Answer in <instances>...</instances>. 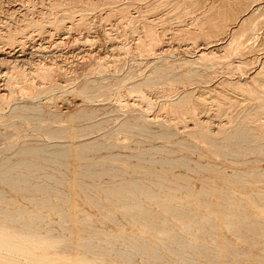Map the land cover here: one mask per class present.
I'll use <instances>...</instances> for the list:
<instances>
[{"label": "rangeland", "instance_id": "rangeland-1", "mask_svg": "<svg viewBox=\"0 0 264 264\" xmlns=\"http://www.w3.org/2000/svg\"><path fill=\"white\" fill-rule=\"evenodd\" d=\"M111 1L112 0H93V3H92V0H82V1L81 0L80 1L79 0H66V1L65 0H0V59L4 60V61L1 60L3 63L0 61L1 62L0 63V69H2V70H0V89L2 88L1 92L5 94V99L3 100V104H2V101L0 100V102H1L0 103V107H1L0 108V168L1 167L3 168L6 165L9 166V165L16 164L18 162H23V160H26L27 162L34 163L36 165L41 166L39 168L34 167L32 169L35 172L34 174H31L30 172H28L24 168H22L21 170L9 172L7 174L8 176H17L18 174L19 175L20 174L27 175L28 177L26 179L29 181V183L25 184V185L29 189L21 191V190L13 188L7 182H3L0 180V207L10 209V210L24 209L27 212L28 211L29 212L34 211L33 214H39V216H38L39 219H38V217L37 218H35L33 216L31 217L32 214H30V213L25 214V215H16L15 217L20 218V219H25V220L33 219L34 224H32V225L34 226L36 224L33 227V229L36 230V232L38 230V232H37L38 235H41L40 239L37 235L35 237L32 236L35 239L32 238L31 236L28 238H26V236H23V237L21 236L22 238L21 237L19 238V236L12 237V236H10L9 232H8V234H9L8 236L0 235V240L2 239L1 241L5 242V243L8 241L7 244H9V245L12 242L11 245H17L18 247L22 245L20 247V249L25 250L24 254L14 255L15 258H13L14 260L12 263H14V264H41V263L46 264L47 263L48 264L52 261L53 263L57 262L58 264H83L82 262H79V259H84V260H90L91 261V263H89V261L86 263V261H85L84 264L85 263L86 264H116V263L117 264H142V263L148 264L145 262H141L142 259L140 257H137L135 259V261L130 262V263L127 261H125V262L124 261L121 262L120 260L118 261V259H117L118 257L115 256V254L113 253L114 251H112L111 248L107 244H103V245L101 244V247H100L101 249L99 247L98 248L95 247V248H97V250L94 247H93V250H88L87 247L84 248V247L80 246L79 243L82 242V241H80V239H82V238L90 239V237H91V236L89 237L87 232H86V234H84L85 232H82V230H85V231H94V232H97L100 234L99 237L100 236L101 237H100V241L98 239L99 242L97 241L96 238H93L94 241L92 240V242L94 244L102 243V241H105V240L115 242L116 239H114L111 236L109 237L106 235V234H113L114 233V234H122V235H125L126 237H131V235L134 236V234H136L137 236L143 237L144 239L147 238V241H149V243L155 242V243H158L159 245L161 244L160 245L161 247H164L165 242H172V241H174V239L178 235H180V238L178 236L176 238L177 239L176 241H180V243L182 242V244H184V245L185 244H192V245H197L198 247H200L199 245L201 244L200 242H202V241L205 242V243L202 242V244L205 245L206 247H210V244H212L211 247L209 248V251H207V253L213 254V250H217V247H219L217 251H218V253H220L222 255V257H221V259L223 260L222 264L224 263V261H226V263H224V264H242V263L243 264L244 263H246V264H257V263L258 264H264V260H263L264 259V253H261L259 251V244L261 245L262 243L261 242L258 243V241H262L264 243V240H263V237H264V234H263L264 207H262V206L259 207V206H257L256 203L251 202L252 200L261 201V199L264 198V175L263 176H257L256 171H255V169H261V168L264 169V148L257 149L254 151L250 148L251 147L250 145L243 144L241 146V152L238 156H233V155H231L230 152H228L229 153V156H227L228 158L225 156L219 155L220 154L219 150L225 143L220 142L222 140V136L220 135V132L218 133V130H216L215 127H213L216 130L214 133L215 134L214 139H213L214 141H211L209 143L208 142L205 143V141L193 138L189 133L191 129H188L189 127L192 126V122H193V120L188 117L191 114H188V112L186 110H184V111H186L185 114L183 113L184 115L182 113L178 114V112H175V114H174V112L172 114L171 113L169 114L168 113L169 111L167 110L168 107L166 106V104L168 103V101L170 102V100H172L171 102H175V101H178L179 99L181 100V99L187 98V99H189L191 104L186 99L184 105L186 106L187 109H188L187 106L189 104L190 105L193 104L194 106H192V107L197 108L198 113H196V118H199L200 120H204L205 122L207 120H209V122L210 121L214 122L213 125L217 124L218 127H219V125H222L221 123H223V125H225L227 123L226 121L230 120V118H229L230 116L232 118L234 117V120H232V118H231V120L233 122L235 121V118L237 121V122L235 121L236 123H238V120L241 122L244 119V116L247 115L250 111V113L252 112L251 114L255 120L252 119L254 121L252 123V120L250 119L252 117L249 118V115H247V117L245 116V121L248 122V120H250L251 122L249 121L248 127L254 128L255 133L258 136H261L260 134H262V131L259 129V125L257 126V122H258V124L264 123V121L262 122V120H264L263 119L264 118L263 117L264 116V110H263V108H260L264 104V103H262V100L264 101V96H262V95H264V88H263L264 82L261 83L262 79L264 81V77L262 76L263 77L262 78L261 75L258 77V75H256L257 74L256 71H259L262 69V67H264V64H263V62H264L263 58L264 57H262V55L264 56V49H261V48H264L263 47V44H264V34H263L264 33V25H263L264 24V17H262L260 19V21H262V22H260V21L258 22L259 23L258 26L260 25L257 28V29H259L258 32L256 31L257 29H255L254 31H251V33L250 32L248 33V35L246 36L247 38L244 37V39H248V37H250L251 41L249 40L248 44L250 46L252 45L253 47L249 46V47L243 49L245 52L243 50H242V52H240L241 57L239 55V52H237V53L233 52L235 55L230 53L231 56L230 55L229 56L231 58L230 59L231 62L228 61L229 58L227 60L225 59V62L228 64H226L224 62V60L223 61L221 60L220 62L216 60L217 63L219 62V64H216V62L214 61L215 59H212L213 62H210L211 61L210 58L205 57L202 59V57L200 56V51L202 50L203 47L209 48L210 46H212V44H216V42H214V41H217L219 39L222 40L224 37H225L224 39L226 40V38L230 36L229 33H228L229 36L226 35L227 31H226V34L222 33V34L226 35V36L223 35L224 37L222 36V34L219 36L213 37L210 33H209L210 36L207 33V32H210L209 30H207V29H209L208 25L211 22L210 20H212L216 17L214 13L212 14V12L206 11L207 9L209 10V7L207 5H210L213 0H208L209 3L207 0H204L205 3L203 0H200L201 2L199 0L198 1L197 0H161V2H160V0H158V1L157 0L156 1L155 0H139V1L138 0H121V1L120 0H113V2H111ZM182 1L183 2L185 1V3H183ZM191 1H193V2L190 4L189 2H191ZM72 2H73V4H72ZM158 2H160V3H158ZM178 2H180V3L182 2L186 6V8L184 6H182L183 5L182 3H181L182 5H181ZM109 3H110V5H109ZM153 3H154L155 8H153ZM194 3H196V5ZM202 3H204V4L208 3L206 5V8H204L205 5ZM67 4H69V5H67ZM156 4H157V6H156ZM177 4H178V6H177ZM198 4H200V5H198ZM179 5L182 7H180ZM73 6H74V8H73ZM95 6H97V7L95 8ZM162 6L164 7V9ZM199 6H201L200 9L197 8ZM99 7H100V9H99ZM107 7H109V8H107ZM127 7L128 8L130 7V8L128 9ZM144 7H147L151 10L144 8ZM172 8H173V10H172ZM184 8H185V10H184ZM190 8H192V9H190ZM109 9H111V10H109ZM158 9H160L161 11ZM254 9H256V7ZM144 10H145V12L146 11L148 13L151 12L152 14H148L146 12V14H147L146 15V14H144ZM175 10H177V11H175ZM187 10H189L190 12ZM193 10H195V11H193ZM111 11H112V13H111ZM141 11H143V12H141ZM174 11H175V14H174ZM186 11H187V15H185ZM113 12H115L114 13L115 17L113 15ZM100 13H101V15H100ZM108 13L110 15H108ZM129 13H130V15H129ZM204 13H206V14H204ZM95 15H97V16H95ZM183 15H185L186 17ZM206 15H208V17ZM210 15H214L215 17L212 16L213 17L212 18ZM146 16L149 18H147ZM187 16H188V18H187ZM202 16H203V18L207 17V20L209 19L208 20L209 23L207 22L206 19L203 20ZM141 17H143V18H141ZM151 17H152L153 21L151 20ZM199 17L202 18L201 19L202 21L198 20ZM232 17L233 16H231L229 18V21H228L229 23L231 22L230 24H232V22L234 21ZM110 18L111 19L113 18V19L110 21ZM145 18H147V19H145ZM171 18L174 19L175 21L174 20L169 21V20H171ZM133 19H134V22H133ZM176 19H178L179 21ZM108 20H109V23H108ZM158 20H160V21L162 20L161 21L162 23ZM196 20L198 22H196ZM90 21H91V23H90ZM155 21H158L159 23H157ZM71 22L72 23L74 22L73 23L74 25L72 24V26H71L70 25ZM87 22H89L90 24H86ZM145 22H146V24H145ZM152 22H153V25L151 24ZM201 22H203V26L202 25L200 26ZM95 23H96V25H95ZM177 23L179 25H177ZM193 23L194 24L196 23L195 25H197V26L199 25L198 28H197V26L193 27ZM261 23H263L262 24L263 27H261L262 26ZM140 24L141 25L142 24L143 25H147V24L150 25L151 24L150 26L154 28V30L157 32V34L159 33L158 35H161L159 37L161 39H163L162 45H164V47L166 49H169V50L168 51L165 50V48L162 46L164 51L160 54H159V52H161V51H157L158 52L157 54H159V55H157V54L155 55V53H153V55H152V53L146 55L147 52L144 51L143 52V54L145 53L144 56H143L142 52L141 53H134L133 52L134 55L131 53L132 51L129 52L128 47H130V45L132 46L134 44V42L138 39V36L141 35L140 29H138L140 27ZM157 24H159V25H157ZM174 25H176V27ZM180 25H182V26H180ZM189 25L192 27H190ZM204 25L205 26L207 25L208 27H204ZM61 26H63V27H61ZM75 26L78 28H75ZM124 26H126V27H124ZM184 26L186 29H184ZM54 27L57 29H55ZM127 27L130 29H128ZM132 27H133V31L131 30ZM202 27L204 29H202ZM105 28H109V29H105ZM188 28H189V30H188ZM78 29H80V30H78ZM112 29H114V30H112ZM200 29H202L201 32H199ZM203 30H205L207 34L203 33L202 35H200L203 32ZM109 31H111L113 34L110 33ZM135 32H136V35H135ZM166 32L167 33L169 32V33L167 34ZM176 32H177V34H175ZM187 32H189V34ZM191 32L193 33V35ZM194 32L195 33L197 32L196 33L197 35ZM114 33H115V35H114ZM184 33H186V34L184 35ZM204 34L206 35V37L204 36ZM249 34H251V35L253 34L254 36L253 35L251 36ZM194 35H195V37H194ZM198 35H200V38H201L200 42H199V36ZM207 35H208V37L211 38L209 41H208ZM115 36H117V37H115ZM162 36H164V37H162ZM173 36H175V37H173ZM192 36H193V38H192ZM196 36L198 37V40L196 39L197 38ZM11 37H13V38L11 39ZM111 37L115 40L113 41V39ZM171 37L173 40L171 39ZM217 37L219 39H217ZM254 37L256 38V40ZM87 38L90 39L91 41L90 42L86 41ZM164 38H165V40H164ZM179 38H181V39L178 40ZM194 38H195V40H194ZM214 38H215V40H214ZM261 38H262V40H261ZM21 39H23L22 43L18 42V40L21 41ZM204 39L210 43H208L207 41L204 42ZM11 40H12V42H10ZM59 40L60 41L62 40V41L60 42ZM120 40H121V42H120ZM196 40L198 41V43L195 42ZM201 40H203V41H201ZM212 40H214V41L212 42ZM54 41H55V43H54ZM57 41L60 45H58ZM172 41H173V43H172ZM190 41L193 43L194 42L197 43L196 46H195V43L193 44ZM117 42L118 43L120 42V43L118 44ZM179 42H180V44H179ZM183 42H185V43H183ZM252 42H253V44H252ZM260 42H261V44H260ZM11 43H14V44H11ZM23 43H25V44H23ZM39 43H41V44H39ZM72 43H73V46H72ZM74 43H75V45H74ZM92 43H94V44H92ZM202 43L204 44V46ZM207 43L209 44V47H208ZM254 43H255V46H254ZM201 44H202V46H201ZM21 45H25V47H22ZM40 45H41V47H40ZM125 45L127 46L128 49H126ZM21 47H22V49H21ZM122 47H124V48H122ZM170 47H172V48L170 49ZM258 47H259V49H258ZM4 48H5V50H4ZM9 48H10V51H9ZM256 48H257V50L255 51ZM36 49H38V50H36ZM112 49H114V50H112ZM125 49L128 51H126ZM21 50L25 53L24 57H22V56L18 57L20 52H21V54H23V52ZM219 50H217V52ZM249 50H251V52ZM117 51L120 53H118ZM165 51H166V53H165ZM6 52H7V54H6ZM12 52H14V54ZM185 52H187V53H185ZM248 52H250V53H248ZM260 52L262 55L260 54L258 56V54ZM123 53L126 55H124ZM10 54H11V56H10ZM140 54L142 55V58H141ZM249 54L250 55L254 54V55H252L253 57L252 56L250 57ZM7 55H9V56H7ZM50 55H51V57H50ZM148 55L151 57H149ZM243 55H245L244 56L245 58L243 57ZM255 55L257 57L254 60L253 58H255ZM31 56H33V57H31ZM198 57H200V58H198ZM11 58H12V60H11ZM15 58L18 60L19 59H25L26 62L24 61V64L21 63L20 65H21V69L24 68L26 70V72L29 71L30 68H33V66H34L33 64H36V62H37V64L34 67H36L37 65L45 64V63L48 65H51V66L54 65V67H56L57 64H59L62 67L64 66L63 69L65 71L63 70V73L68 72L66 74L68 76L63 74V75H65V78H67V77L68 78L65 81V78L62 75L61 76L62 78H58L59 80L57 79V77H53L50 80L45 79V80H43V82H41L40 80H42V79H40V80H37V83H36L38 85V86L36 85L38 88H36V86L35 87L33 86L34 87L33 90L36 89L35 92H37V93L33 92L31 94V96L30 95H24L23 93L20 94L21 93L19 91L20 89H18L17 86L16 87L15 86L10 87L12 89L11 90L6 85L7 80H8V74L13 75L15 72L13 71L14 72L13 73L12 70H16L17 68H19V67H17V68L15 67L16 64L13 62V59L16 60ZM114 58H115V60H114ZM246 58L248 61L250 60V62L245 60ZM98 59H99V61H98ZM197 59H199V60H197ZM200 59H202L203 61ZM207 59H210V60H207ZM252 59H253V61H252ZM184 60H185V62H183ZM186 60H189L190 62L189 61L186 62ZM205 60L210 63V64L207 63V65H209L208 69L206 66L204 67V64L206 65V63H204ZM85 61H86V63H85ZM193 61H195V62H193ZM242 61L244 62V64H247V62H248V64L246 65L248 69L246 68V66L244 64L239 63ZM51 62H54L55 64H53ZM88 62H89V64H88ZM198 62H199V65H198ZM200 62L202 63L201 65H200ZM222 62H223V64H222ZM232 62L233 63L235 62L233 65H237V63L239 65L241 64V67H243V65H244L246 70L244 67L238 68L239 70H237L235 67H234L235 69H233V67L229 66ZM105 63H106V65H105ZM114 63L116 64L115 65L116 67L114 66ZM186 63H192V64H190V65L188 64V66H187ZM211 63H213V64H211ZM24 65L26 68L24 67ZM72 65H74V66L72 67ZM82 65H84V66H82ZM108 65H112L113 67L110 66V68H109ZM77 66L79 67V69L77 68ZM158 66L163 67V68L166 67L165 68L166 69V77H165L166 79L163 78V81H162V78L160 79L158 76H156L155 72H157ZM170 66L173 67L174 69L170 68ZM210 66H211V68H210ZM218 66H221V68ZM227 66H228V68L226 69ZM103 67L105 68V70L103 69ZM229 67L232 70H234V71L237 70V71L236 72L230 71ZM27 68H29V70H27ZM190 68H191V70H189ZM192 68H194V69H192ZM73 69H75V70L73 71ZM97 69H98V71H101V72H99L100 74L98 72L95 73ZM106 69H108V70H106ZM169 69H171V70H169ZM10 70H11V72H10ZM216 70H217V72H216ZM5 71H9L8 74H6L7 72H5ZM242 71H243V73H242ZM2 72H5L6 76ZM80 72H82V73H80ZM192 72L193 73L195 72V75H193ZM213 72H216L214 74H216L217 76H215V75L213 76ZM223 72H225V73H223ZM151 73H152V75H151ZM183 73H184V76L182 75ZM203 73L205 75H202ZM239 73H241L240 74L241 76H243V74H245L244 76L246 78L248 77L249 80L246 79L244 76L241 77L239 75ZM2 74H4V75H2ZM187 74L189 76H186ZM199 74H201L202 76ZM72 75H74V76L76 75L78 77H76V76L73 77ZM179 75L182 76L181 79L175 80L174 78H176ZM254 76L257 79L260 77L262 79L257 80L256 78H254ZM167 77H168V79H167ZM172 77H173V79H172ZM183 77H185V79H187V80L183 79ZM54 78H55V81H57V82L59 81L58 83L60 85L57 82L56 83L54 82V80H53ZM231 78H233V79H231ZM60 79H62V80H60ZM75 79H76V81H75ZM149 79H151L150 80L151 82H149ZM46 80H47V83H46ZM73 80L75 82H73ZM154 80H156L157 83ZM225 80H229V81L225 82ZM242 80L245 81V87L248 86L247 88H245V90L243 88L244 83ZM38 81H40V82L38 83ZM64 81H65V83H64ZM223 81H224V84H223ZM249 81H250V83L257 82V85H255L254 83L249 84ZM84 82L85 83L87 82L88 84H90V86L97 85V83L99 85L100 84L103 85V87L95 88L94 90H90L89 92L94 93V94H98V93L103 92L104 94L101 96L97 95V96H95L96 98L92 97L90 99L85 97V95L83 93H80L77 90L78 85L85 84ZM188 82H190V83H188ZM237 82L239 84L241 82L242 85L236 87V85L234 83L239 85ZM44 83H46V84H44ZM139 83L140 84L142 83L140 85L141 90H143L142 92L145 94V96H147L146 97L147 100L152 101V102L150 101V104L145 99L147 101V104H146V101L142 97L141 98H142V101L144 100V103L141 100L137 101V99H140V97H138L137 93L136 94L133 93L132 89L135 87V85L138 86ZM227 83L228 84L232 83L233 89H232V87H230L231 85H228ZM41 84H42V86L45 85L43 87V91H41L42 87L40 88ZM54 84H56V85L58 84V85H57V87L55 86L56 88L53 87L54 89H52V85H54ZM233 84L235 87L233 86ZM261 84L263 87L261 86ZM47 85H49V86H47ZM147 85H149V86H147ZM46 86L50 89V92L47 91L49 89H47ZM131 86L132 87L134 86V87L132 88ZM223 86H225V87H223ZM189 87L190 88L192 87V88L190 89ZM249 87L254 88V89L258 88L257 90L255 89L256 92H258V90H260V94H259V92L254 93V94H256L257 96H258V94H259V96L261 95L262 97L261 96L260 97L262 99L261 98L256 99L257 96L253 95V97H255L254 100L256 99L260 103H258L257 101H252L253 99L251 97H252L253 93H251V96H250V92L248 90V89H250ZM211 88L213 90H210ZM240 88H242V89L240 90ZM134 89H137V88H134ZM159 90H161V91H159ZM243 90L245 91V93H243ZM218 92H220V93H218ZM131 93L133 95H131ZM216 93H218V95L220 97L217 96ZM246 93L247 94L249 93V94L247 95ZM35 94H37L39 97L38 96L36 97ZM243 94H244V96H243ZM8 95H9V98H8ZM32 95L35 96V98H33ZM221 95H223V96H221ZM19 96H21L22 98ZM28 96H30V97H28ZM247 96H250V97L247 98ZM227 97H228V99H227ZM68 98H71V100ZM249 98H250V101H249ZM66 99H68V100H66ZM200 99H203V101ZM229 99L231 101L232 100L237 101V102H235L236 104L234 102L228 103ZM34 100H36V101H34ZM62 100H64L65 102ZM115 100H118V101H115ZM119 100H121V101H119ZM212 100L216 101V102L218 101L217 102L218 104L216 102H213ZM133 101H135V102H133ZM231 101H229V102H231ZM57 102H58V106H56ZM75 102H76V105L74 104ZM138 102L142 105L141 109L145 105H148V104L149 105H148V107L145 106V108H146L145 111H144V109L139 110L138 107L140 108L141 105ZM207 102L209 103V105ZM80 103H82V105ZM203 103H205V104H203ZM61 104H63V105H61ZM68 104L70 105V107ZM125 104L127 105V107L125 106ZM260 104H261V106H260ZM24 105H25V108H24ZM71 105H73V106H71ZM128 105H131L132 108L129 107ZM134 105H136V106L140 105V106L136 107ZM219 105L221 106V108L218 107ZM229 106H231V107H229ZM236 107H238V108L236 109ZM60 108H61V110H60ZM75 108H78V109H75ZM129 108H131V109H129ZM133 108L134 109L136 108L137 110L136 109L134 110ZM231 108H232V111L229 110ZM81 110L83 112L87 111L86 113L88 114V116L84 117V118L81 116L79 118H70L69 116L67 117V115H66L67 113H68V115H69V113L70 114H72V113L77 114ZM160 111H162V112H160ZM217 111H219V112H217ZM255 111L256 112L258 111L257 114ZM143 112H145V113H143ZM163 112H165V113H163ZM239 113L240 114L242 113L241 115H239L240 118H239V116L236 115ZM253 113L255 115H253ZM165 114H166V116L167 115L168 116L166 117ZM176 114H178V115H176ZM223 114H224V117L227 115V117H225V118H229V119H225L223 117ZM141 115H142V117H141ZM181 115H182V117H181ZM185 115H186V117H183ZM256 115H258V116H256ZM131 116L134 119H132ZM147 116H149V117H147ZM208 116H209V118H208ZM259 116H262L263 118L262 117L260 118ZM257 117L260 120L256 119ZM166 118H168V119H166ZM176 118H177V120H176ZM205 118H206V120H205ZM222 118L225 119V120H223V122H222ZM142 119H144V120H142ZM147 119H149V120L155 119V120H153L154 122L151 121L152 123H150V121ZM169 119H171V120H169ZM190 119L192 120V122ZM256 120H259L260 123H259V121L256 122ZM165 121H167V122H165ZM174 121H176V122H174ZM182 121H184V123ZM162 122L164 123V125ZM188 122H191V123H188ZM211 122L209 124H212ZM176 123H178V124L174 125ZM182 123L185 126H186V123H188L187 126H189V127L186 126V129H185L186 132L181 131V129L183 130L185 128V127L183 128L184 125ZM254 123L256 124V127L254 126ZM135 124L142 125L143 128L140 129V128L136 127ZM179 124H181V126L182 125L183 126L181 127V126H179ZM213 125H211V126H213ZM174 127H176V128H174ZM73 128H75L76 130ZM257 128L260 131L257 130ZM71 129H73V130L71 131ZM179 131H181L182 133ZM70 132H72V134H73L72 136H71ZM216 133H218V134H216ZM173 134H175V135H173ZM110 136H112V137H110ZM119 141L120 142L122 141L124 143L122 144V142L120 143ZM79 143L80 144L85 143L89 147H90V145L92 146L90 149H87L84 152V158L83 159L79 158L77 155H73V152H78L76 146ZM113 143L114 144L118 143L117 144L118 146L114 145ZM261 143L264 145V140H262ZM69 148H71V149L74 148V150L72 149L73 151H72V153H70L71 155L69 154V155H66L65 157H63V156L61 157L59 155H53L50 153V152L53 153V152H58V151H63V150H70L71 151V149H69ZM151 148H154V149H151ZM209 148L211 149L210 151H209ZM35 149H40L43 152H41L40 150H37L36 152H31V150L33 151ZM141 149H146V150L151 149V151H146V152H148V154L144 158V160H139V159L134 157V158L129 159V161L127 162L128 164L127 163L126 164L125 163L119 164V163H113L109 159V156L119 154L122 156V160H126V156L139 154ZM238 149H240V148H238ZM212 150H214V151H212ZM260 150H262V151L260 152ZM211 151L213 153H210ZM182 158H184L185 161ZM150 159L154 160L155 162L156 161H158V162L155 164L150 163V162H148ZM167 159L175 160V161H172L170 163H164V164L160 163L161 161H164ZM180 159H182L183 164H182V161ZM184 162H185V164H187V167H184ZM234 162H236V163H234ZM87 164L90 165V169L93 172V174L89 175V174L84 173L86 171ZM129 164H140L144 167H133L132 168L129 166ZM202 166H204V167L202 168ZM216 166H218V167H216ZM114 167H120L122 169V172H119L115 175L108 174V172L109 173L112 172ZM128 167H130V168H128ZM149 167L151 169H147ZM210 167L212 168L211 171L208 170V169H211ZM213 169H221L224 173L226 171L227 174H233V171L235 172L238 169L250 170V174H248V173H246L245 175L242 174L245 177V179L248 181V183H246V184L240 183V185H242V186H240L237 183H235L236 182L235 178H230L229 180H227L229 182V184L227 185L222 180V178L218 176V173L216 171H214ZM3 170H5V168H3ZM134 170H139V172H134ZM76 172H81V174L78 175V174H76ZM144 172H159V175H154V174L149 175V174H145ZM174 176H181L182 178H184V180H175ZM77 179L82 181L83 185L77 183L76 182ZM130 180H141V181H143L145 184L143 190L151 191L159 197V199H157L156 201H153V198H149L146 195L137 193L138 197L143 199L144 202L146 203V204L144 203V205L146 206L145 208H147V205L148 206L151 205V207H153V209L151 207L150 208L153 211L158 212V213H156L157 215L160 214L163 216V217L160 215H158L159 217L155 216L156 217L155 221L156 220L158 221L157 218H161V220L159 219L160 221H158V222H162V224L165 226L164 228H165V231L167 233L164 231L159 232V230H155L154 228H152L150 226L143 225L142 220H141V223L138 224L137 223L138 221H136V219L134 220L133 217H131V214L129 215V212L131 211L130 208L126 209L123 205H120V204L115 205L108 200L109 194L111 193L109 189H111L113 187V185L119 186L122 181H130ZM148 180L158 182L160 185H158V186L153 185V184L147 182ZM171 181H175V182H171ZM203 181H206V183H204ZM214 181L217 184L216 188L211 187V185L209 183V182H214ZM127 184H129V183H127ZM186 186H189L190 188H186ZM203 189L208 190L209 193H213V194L216 192H222V193H227L231 196L237 195V196H234L235 201H239V200L246 201L247 203L241 202L239 206H234V208L228 207L229 205H226V206L228 207L227 209H234V210L237 209L238 211H241L244 209L243 211H241L242 212L241 215H239V216L237 215L238 216L237 218L239 219V221H244L243 217H245V219L250 218V220L252 219V221H251L252 223L249 220L247 225H245V226L236 225V229H234V228L233 229L235 231L237 230L238 232H235V231L231 232V230H230L231 226L225 224L226 223L225 219L230 218V217L232 219V217L234 215L229 213L228 210H226L227 213H226V211L224 212V209H222V208H218L219 210L217 208H214L216 210H211V208H208V207L206 208L205 206H201L203 201H217V202L222 203V201L218 199L217 195H210L209 194L206 196H202V194L204 192ZM165 198L166 199H173V206H175V208L176 207L179 208L178 210L181 213L183 212V210H182L183 208L184 209H185V207L187 208L185 210H187L190 214L189 213H188L189 215L186 214L185 212H187V211L183 212V214L184 215L186 214V216H187V217L185 216V220H184L183 214L181 215L180 212L179 213L177 212V213L180 214L181 218L177 217L179 215L175 216L174 218L172 217V215L173 214L175 215L176 211H178V210H176L174 208H173V210H171L172 207H170V208L168 207L169 209L166 210L160 206L161 204H159V202L164 200ZM252 198H255V199H252ZM40 199H46L47 201H49V204L51 205L52 208L43 207L42 206L43 204L40 201ZM4 200L6 201V203L1 202ZM174 200H177V201L174 202ZM99 203L103 204V206L102 205L100 207H99V205L97 206V204H99ZM191 205H193V206H191ZM54 206H58L60 208H57V209L54 208L53 209ZM183 206H185V207H183ZM189 208H191V210ZM238 208L239 209L241 208V209L239 210ZM59 209H61L62 211H66V213L72 214L73 218H71L67 221L64 220L62 218V216H64V215L60 214L61 210H59ZM129 209H130V211H128ZM220 209H221V211H220ZM217 210H218V212H217L218 214L216 215ZM191 211L193 213L196 212L195 213L196 216H195V214L191 215L192 214ZM210 211L213 213H211ZM223 213L224 214L226 213V214L224 215ZM156 214L154 213V215H156ZM198 214H201V215H198ZM212 214H214V216ZM221 214H222V217H224L225 219L224 218L222 219L219 217V216H221ZM22 216H23V218H22ZM189 216H191L192 218L190 219ZM194 216L197 217L198 219H195ZM203 216H205V217L208 216L207 218H209V216H211L210 218L214 222H211V223L208 222L209 219L207 221V219L206 218L204 219ZM216 216L219 217L220 219H218ZM162 218H164V219H162ZM186 218L191 222H189ZM40 219H41L40 222L42 224H40V222H37ZM180 219H182V220L180 221ZM234 219H236V218H234ZM81 220H87V221L90 220L89 221L90 223L88 222L89 224H87V223L84 224ZM192 220H194L193 223L195 221H197V222H195L196 225L198 224L197 228H196L195 224L192 223ZM168 221H170V222L168 223ZM185 221L187 223V224L185 223L186 226L184 225ZM253 221H258L259 223H263V225L254 224L255 225V227H254ZM189 223L191 225L193 224L192 228H194V231L186 228V227L191 228V225ZM206 223H207V227H206ZM224 224L228 227H225ZM250 224H251V227H250ZM40 225H41V227H40ZM199 225L201 227H198ZM16 226L21 227L19 224H17ZM37 226L41 228L42 232L39 231L40 228L36 229ZM46 226H48V227H46ZM64 226L71 228V230H69V229L65 230V228H62ZM175 226H178L179 228L175 227ZM208 226H210V227H208ZM218 227H219V229H218ZM48 228H51V229L53 228L51 231V234L53 235V237L55 236L54 238H58V239H52V237H50L51 242L54 241V243H57L59 241L60 243L59 242L58 243L60 245L62 244L61 246L64 247V245H65V249L67 247H71L72 249L67 248L65 250L64 248L60 249L59 247H55L56 249H59V250L58 251L55 249L53 250V246L50 245V243H51L50 239L47 238V239H49V240H47V239H45L46 237L45 238L42 237L46 234V232H47L46 230H48ZM201 228L203 229L202 231H200ZM208 228L209 229L211 228V229H213V231H216V232L213 233V231L211 229L209 230ZM220 228H221V230H220ZM197 229H200V230H197ZM205 229H207V230H205ZM53 230H54V232H53ZM174 230L176 231V234L174 233V235L176 237L174 235L172 237H170L168 235V233L170 231H174ZM195 230H197V232ZM247 230L249 232H247ZM252 230L254 232H252ZM55 231L58 232L59 235H58V233H55ZM180 231H182V232L184 231V232L181 233ZM186 231H187V233H186ZM200 232L205 236V237L204 236L201 237L202 241L200 240L201 238L199 237V236H201ZM207 232H211L214 236H212V234L207 233ZM244 232H246V236H245ZM194 233L198 236H194L195 235ZM259 233H260V235H259ZM223 234H224L225 239H226V240H223L225 242V243L223 242L224 244H226V241H227L235 249H237L238 247H240V249H237L236 252L233 250L230 252L229 250H225V249H224V251H225L224 252L222 249H220L221 246H219V245L222 242L220 244H218L217 243L218 240H216V239H219V238H216V237H220V235H221V237L224 238ZM167 235L169 237H167ZM206 235L208 236V238ZM59 236H61V239H63V241L59 238ZM63 236L65 238H63ZM192 236H194V237H192ZM209 236L211 238H209ZM233 236H235V238ZM254 236L257 238H254ZM6 237L7 238L10 237V238L7 239ZM24 237L27 240L26 239L21 240ZM173 237H175V238H173ZM11 238H12V240H11ZM13 238L15 239V241L13 240ZM68 238L71 240H69ZM159 238H162V240H160ZM170 238H172L173 240ZM195 238H197V239H195ZM212 238H213V240H212ZM184 239H187L188 241L187 240L184 241ZM210 239L212 241H209ZM241 239H242V241H241ZM249 239L252 241H250ZM39 240L41 241L40 244H39V242H40ZM65 240H68V241H65ZM196 240H198V241L200 240V241L198 242ZM44 241H46V242H44ZM64 241H65V243H62ZM190 241H192V243ZM213 241H215V242H213ZM254 241H256V242H254ZM13 242H17V243L14 244ZM44 243L48 246L43 245ZM68 243H69V245H68ZM223 243H222V245H223ZM251 243H253L254 245ZM119 244H121V243H119ZM23 245H25V246L23 247ZM55 245L59 246L58 244H55ZM79 246L81 247V249L78 248ZM43 248H44V250L46 249L47 252L41 251V250H43ZM174 248L177 250H181V249H179V245H177V243H176V247H175V243H174ZM180 248H182V247H180ZM94 249L96 252L94 251ZM255 249H256V251H255ZM99 250H103V251H99ZM199 250L202 252L205 251L204 249H199ZM210 250H212V251H210ZM246 250H247V253H249V254L244 252ZM14 251L15 250L12 247L7 248V249H3V252H7V253H13ZM55 251H56V253H55ZM88 251H90V253H88ZM168 252L169 251H167V250L161 251V253L165 256V260L163 261V263L162 262H160V263H162V264H176L174 262L168 261L169 257L176 259L178 261H181V260H179L180 259L179 256L175 255L174 252H170V253H168ZM191 252L192 251L188 250L187 252H183V253L181 252V254L185 255L186 253H189L190 255L194 256L195 252L194 253L192 252L193 254ZM232 252H234L235 254H233ZM57 253L59 255H56ZM94 253H96V254L94 255ZM78 254H79V257L81 256L80 258L76 257ZM101 254H103L104 256ZM168 254H170V255H168ZM254 254L257 256H255ZM74 255H76V256H74ZM173 255H174V257H173ZM41 256H45V257L41 259V258H39ZM58 256H62V258L58 257ZM224 256H225V258H224ZM8 258H10V257H8ZM145 258H148V257H145ZM226 258H228V259H226ZM231 258H232V260H231ZM194 259L195 260L198 259V261L204 262V264H209V262L211 264H215L213 262L216 259V256H209V257H203V258L199 257V256H197V257L195 256ZM44 260L45 261L47 260V262H45ZM99 260H101V261H99ZM104 260H105V262H104ZM204 260H206V261H204ZM0 261L2 262L1 259H0ZM4 264H9V263L4 262ZM181 264H184V262H181Z\"/></svg>", "mask_w": 264, "mask_h": 264}, {"label": "bare ground", "instance_id": "bare-ground-1", "mask_svg": "<svg viewBox=\"0 0 264 264\" xmlns=\"http://www.w3.org/2000/svg\"><path fill=\"white\" fill-rule=\"evenodd\" d=\"M66 1V0H65ZM80 1V0H79ZM82 1V0H81ZM121 1V0H120ZM139 1V0H138ZM156 1V0H155ZM158 1V0H157ZM198 1V0H197ZM200 1V0H199ZM204 1V0H203ZM202 1V2H203ZM208 1V0H207ZM111 2H113V0L111 1ZM133 2V1H132ZM151 2V1H150ZM149 2V3H150ZM160 2H161V0H160ZM160 2H158V3H160ZM163 2V1H162ZM174 2V1H173ZM183 2V1H182ZM181 2V3H182ZM188 2V1H187ZM193 1H191V2H189L190 4L192 3ZM201 2V1H200ZM199 2V3H200ZM211 2V1H210ZM68 3V2H67ZM76 3V2H75ZM78 3V2H77ZM81 3V2H80ZM92 3H93V0H92ZM97 3V2H96ZM95 3V4H96ZM100 3V2H99ZM155 3V2H154ZM154 3H153V8H155L154 7ZM179 4H181L180 2H178ZM183 3H185V1L183 2ZM182 3V4H183ZM204 3H205V1H204ZM204 3H202V4H204ZM208 3H209V1H208ZM207 3V4H208ZM72 4H73V2H72ZM121 4V3H120ZM164 4V3H163ZM166 4V3H165ZM168 4V3H167ZM181 4V5H182ZM187 4V3H186ZM195 5H196V3H194ZM201 4V3H200ZM200 4H198V5H200ZM207 4H204L203 6H204V8H206V5ZM264 0H213L212 1V3L210 4V5H207L208 7H209V10L207 9L206 11H208V12H212V14L214 13L215 14V16L214 15H210L211 17L212 16H214L215 18L214 19H212V20H210L211 22H210V24L208 25L207 23V25L209 26H205L204 25V27H208L209 29H207V30H209L210 32H207L208 33V35H209V33L213 36V37H216V36H219V35H221L222 33H225L226 34V31H227V34L226 35H228V33H229V37H227L226 38V40L224 39L225 37L224 36H226V35H224V34H222V36L224 37L222 40H220L218 37H217V39H219V40H217V41H214L215 40V38H214V40H212V42L214 41V42H216V44H212V46H210L209 47V44L208 43H210V42H208L211 38L210 37H208V35H207V38H208V41L207 40H205L204 39V42L205 41H207L208 43V47L209 48H202L201 46H202V44H201V48H202V50L200 51V56L202 57V59L203 58H210L211 59V61L210 62H213L212 61V59H215L214 61L216 62V64H219V62L222 60H224V62H225V59L227 60L228 58V61H230V53L231 54H233V55H235L234 53L236 52H239V55H240V52H242V50L243 49H245V48H247V47H249L250 45L248 44V42H249V40H250V37H248V39H244V37H246L247 35H248V33L250 32L251 33V31H254L255 29H257L259 26H258V22L260 21V19L262 18V17H264ZM67 5H69V4H67ZM86 5V4H85ZM94 5V4H93ZM101 5V4H100ZM104 5V4H103ZM109 5H110V3H109ZM108 5V6H109ZM161 5V4H160ZM175 5V4H174ZM194 5V6H195ZM133 6V5H132ZM147 6V5H146ZM152 6V5H151ZM156 6H157V4H156ZM166 6V5H165ZM173 6V5H172ZM171 6V7H172ZM177 6H178V4H177ZM180 6V5H179ZM182 6H184L185 8H186V6L183 4ZM182 6H180V7H182ZM76 7V6H75ZM87 7V6H86ZM97 6H95V8H96ZM148 7V6H147ZM147 7H144V8H147ZM163 7V6H162ZM207 7V8H208ZM256 7V9H254V8ZM73 8H74V6H73ZM107 8H109V7H107ZM128 8V7H127ZM130 8V7H129ZM128 8V9H129ZM151 8V7H150ZM166 8V7H165ZM170 8V7H169ZM185 8H184V10H185ZM196 8V7H195ZM198 9H200L201 8V6H199V7H197ZM196 8V9H197ZM86 9V8H85ZM99 9H100V7H99ZM103 9V8H102ZM113 9V8H112ZM143 9V8H142ZM147 9H149V8H147ZM146 9V10H147ZM163 9H164V7H163ZM180 9V8H179ZM190 9H192V8H190ZM197 9V10H198ZM108 10V9H107ZM109 10H111V9H109ZM119 10V9H118ZM123 10V9H122ZM149 10H151V9H149ZM156 10V9H155ZM158 10H160V9H158ZM172 10H173V8H172ZM171 10V11H172ZM181 10V9H180ZM204 10V9H203ZM68 11V10H67ZM106 11V10H105ZM113 11V10H112ZM112 11H111V13H112ZM121 11V10H120ZM161 11V10H160ZM166 11V10H165ZM175 11H177V10H175ZM175 11H174V14H175ZM187 11H189V10H187ZM187 11H186V14L185 15H187ZM193 11H195V10H193ZM101 12V11H100ZM137 12V11H136ZM141 12H143V11H141ZM147 12V11H146ZM146 12H145V10H144V14H146ZM159 12V11H158ZM157 12V13H158ZM183 12V11H182ZM185 12V11H184ZM190 12V11H189ZM199 12V11H198ZM205 12V11H204ZM207 12V13H208ZM114 13L115 12H113V15H114ZM148 13V12H147ZM155 13V12H154ZM178 13V12H177ZM194 13V12H193ZM86 14V13H85ZM91 14V13H90ZM107 14V13H106ZM121 14V13H120ZM142 14V13H141ZM148 14H152L151 12L150 13H148ZM168 14V13H167ZM189 14V13H188ZM204 14H206V13H204ZM210 14V13H209ZM208 14V15H209ZM94 15V14H93ZM100 15H101V13H100ZM108 15H110L109 13H108ZM123 15V14H122ZM126 15V14H125ZM129 15H130V13H129ZM143 15V14H142ZM141 15V16H142ZM147 15V14H146ZM170 15V14H169ZM185 15H183V16H185ZM190 15V14H189ZM208 15H206L207 17H208ZM51 16V15H50ZM95 16H97V15H95ZM152 16V15H151ZM158 16V15H157ZM168 16V15H167ZM200 16V15H199ZM231 16H233L232 18H233V22H232V24H230L228 21H229V18L231 17ZM87 17V16H86ZM105 17V16H104ZM114 17H115V15H114ZM128 17V16H127ZM130 17V16H129ZM135 17V16H134ZM147 17V16H146ZM163 17V16H162ZM186 17V16H185ZM207 17L205 18H203V16H202V18H203V20L204 19H206L207 20ZM55 18V17H54ZM73 18V17H72ZM81 18V17H80ZM100 18V17H99ZM103 18V17H102ZM119 18V17H118ZM132 18V17H131ZM141 18H143V17H141ZM147 18H149V17H147ZM147 18H145V19H147ZM158 18V17H157ZM164 18V17H163ZM184 18V17H183ZM182 18V19H183ZM187 18H188V16H187ZM192 18V17H191ZM200 18V19H199ZM198 18V20H201L202 18L201 17H199ZM86 19V18H85ZM91 19V18H90ZM101 19V18H100ZM113 19V18H112ZM111 18H110V21L112 20ZM138 19V18H137ZM168 19V18H167ZM193 19V18H192ZM41 20V19H40ZM77 20V19H76ZM87 20V19H86ZM95 20V19H94ZM93 20V21H94ZM128 20V19H127ZM130 20V19H129ZM141 20V19H140ZM139 20V21H140ZM143 20V19H142ZM151 20H152V17H151ZM172 20H174V19H172L171 18V20H169V21H172ZM176 20H178V19H176ZM190 20V19H189ZM209 20V19H208ZM208 20H207V22H208ZM47 21V20H46ZM88 21V20H87ZM103 21V20H102ZM101 21V22H102ZM137 21V20H136ZM153 21V20H152ZM158 21H160V20H158ZM158 21H155V22H157V23H159ZM162 21V20H161ZM160 21V22H161ZM175 21V20H174ZM179 21V20H178ZM182 21V20H181ZM202 21V20H201ZM81 22V21H80ZM85 22V21H84ZM128 22V21H127ZM126 22V23H127ZM133 22H134V19H133ZM132 22V23H133ZM191 22V21H190ZM196 22H198L197 20H196ZM200 22V21H199ZM260 22H262V21H260ZM41 23V22H40ZM67 23V22H66ZM74 23V22H73ZM72 22H71V26H72V24H73ZM90 23H91V21H90ZM89 22H87L86 24H90ZM107 23V22H106ZM108 23H109V20H108ZM130 23V22H129ZM131 23V24H132ZM148 23V22H147ZM162 23V22H161ZM169 23V22H168ZM167 23V24H168ZM172 23V22H171ZM179 23V22H178ZM177 23V25H179ZM202 23V24H201ZM200 23V26L202 25L203 26V22H201ZM205 23V22H204ZM209 23V22H208ZM230 25H229V24ZM39 24V23H38ZM46 24V23H45ZM82 24V23H81ZM94 24V23H93ZM113 24V23H112ZM136 24V23H135ZM139 24V23H138ZM144 24V23H143ZM141 25L140 24V27L138 28V29H140V36H138V39L134 42V44L131 46L130 45V47H128L129 48V52L130 51H132L131 53L133 54V52L134 53H141L142 52V54H143V52L144 51H146L147 53H146V55L147 54H150V53H152V55H153V53H155V55L158 53L157 51H161V52H159V54L160 53H162L163 51H164V49L162 48V46L164 47V45H162L163 44V39H161L159 36H161V35H158L157 34V32L154 30V28L153 27H151L150 25L152 24L153 25V22L150 24V25ZM145 24H146V22H145ZM164 24V23H163ZM166 24V23H165ZM191 24V23H190ZM196 24V23H195ZM194 23H193V27L195 26H197V25H195ZM263 23H261V25H262ZM74 25V24H73ZM95 25H96V23H95ZM99 25V24H98ZM127 25V24H126ZM157 25H159V24H157ZM162 25V24H161ZM187 25V24H186ZM264 25V24H263ZM263 25L261 26V27H263ZM36 26V25H35ZM59 26V25H58ZM66 26V25H65ZM77 26V25H76ZM75 26V28H78V27H76ZM87 26V25H86ZM92 26V25H91ZM111 26V25H110ZM129 26V25H128ZM171 26V25H170ZM173 26V25H172ZM175 27H176V25H174ZM180 26H182V25H180ZM190 26V25H189ZM199 26V25H198ZM198 26H197V28H198ZM61 27H63V26H61ZM60 27V28H61ZM80 27V26H79ZM124 27H126V26H124ZM166 27V26H165ZM190 27H192V26H190ZM18 28V27H17ZM55 28V27H54ZM72 28V27H71ZM81 28V27H80ZM83 28V27H82ZM128 28V27H127ZM158 28V27H157ZM160 28V27H159ZM172 28V27H171ZM43 29V28H42ZM55 29H57V28H55ZM90 29V28H89ZM105 29H109V28H105ZM126 29V28H125ZM128 29H130V28H128ZM178 29V28H177ZM184 29H186L185 28V26H184ZM202 29H204L203 27H202ZM202 29H200L199 30V32H201L202 31ZM205 29V30H206ZM261 29V28H260ZM60 30V29H59ZM78 30H80V29H78ZM86 30V29H85ZM101 30V29H100ZM112 30H114V29H112ZM132 31H133V27H132V29H131ZM135 30V29H134ZM166 30V29H165ZM188 30H189V28H188ZM205 30H203V32L200 34V35H202L203 33H205V34H207L206 33V31ZM258 30L259 29H257L256 31L258 32ZM25 31V30H24ZM92 31V30H91ZM107 31V30H106ZM125 31V30H124ZM138 31V30H137ZM205 31V32H204ZM229 31V32H228ZM261 31V30H260ZM35 32V31H34ZM71 32V31H70ZM85 32V31H84ZM110 33H112L111 31H109ZM171 32V31H170ZM182 32V31H181ZM198 32V31H197ZM196 32V33H197ZM198 32V33H199ZM256 32V33H257ZM80 33V32H79ZM108 33V32H107ZM116 33V32H115ZM115 33H114V35H115ZM162 33V32H161ZM167 33V32H166ZM169 33V32H168ZM167 33V34H168ZM188 34H189V32H187ZM192 33V32H191ZM195 33V32H194ZM195 33V34H196ZM260 33V32H259ZM258 33V34H259ZM113 34V33H112ZM125 34V33H124ZM174 34V33H173ZM175 34H177V32L175 33ZM186 33H184V35H185ZM204 34V36L206 37V35ZM254 34V33H253ZM252 34V35H253ZM264 34V33H263ZM41 35V34H40ZM77 35V34H76ZM98 35V34H97ZM135 35H136V32H135ZM164 35V34H163ZM191 35V34H190ZM192 35H193V33H192ZM197 35V34H196ZM200 35H198L199 36V42H200ZM249 35H251V34H249ZM251 35V36H252ZM255 35V34H254ZM253 35V36H254ZM108 36V35H107ZM110 36V35H109ZM187 36V35H186ZM210 36V35H209ZM221 36V37H222ZM257 36V35H256ZM16 37V36H15ZM14 37V38H15ZM94 37V36H93ZM113 37V36H112ZM111 37V38H112ZM115 37H117V36H115ZM162 37H164V36H162ZM170 37V36H169ZM173 37H175V36H173ZM194 37H195V35H194ZM197 37V36H196ZM204 37V38H205ZM212 37V38H213ZM13 37H11V39H12ZM18 38V37H17ZM98 38V37H97ZM183 38V37H182ZM192 38H193V36H192ZM206 38V39H207ZM247 38V37H246ZM255 38V37H254ZM253 38V39H254ZM260 38V37H259ZM2 39V38H1ZM6 39V38H5ZM107 39V38H106ZM113 39V38H112ZM117 39V38H116ZM134 39V38H133ZM132 39V40H133ZM167 39V38H166ZM171 39H172V37H171ZM181 38H179L178 40H180ZM191 39V38H190ZM197 40H198V37L196 38ZM17 40V39H16ZM20 40V39H19ZM18 40V42H21L22 43V41H23V39H21V41H19ZM110 40V39H109ZM115 39H113V41H114ZM164 40H165V38H164ZM173 40V39H172ZM175 40V39H174ZM184 40V39H183ZM194 40H195V38H194ZM193 40V41H194ZM195 41V42H197L198 43V41ZM255 40H256V38H255ZM259 40V39H258ZM261 40H262V38H261ZM2 41V40H1ZM26 41V40H25ZM60 41V40H59ZM62 41V40H61ZM60 41V42H61ZM86 41H91L90 39H86ZM117 41V40H116ZM167 41V40H166ZM192 41V40H191ZM190 41V42H191ZM201 41H203V40H201ZM251 41V40H250ZM10 42H12V40L10 41ZM96 42V41H95ZM99 42V41H98ZM111 42V41H110ZM120 42H121V40H120ZM119 42V43H120ZM126 42V41H125ZM165 42V41H164ZM171 42V41H170ZM189 42V43H190ZM194 42V43H195ZM257 42V41H256ZM54 43H55V41H54ZM57 43H58V41H57ZM118 43V42H117ZM118 43V44H119ZM172 43H173V41H172ZM183 43H185V42H183ZM188 43V42H187ZM191 43H193V42H191ZM193 43V44H194ZM197 43H195V46H196V44ZM251 43V42H250ZM11 44H14V43H11ZM23 44H25V43H23ZM39 44H41V43H39ZM63 44V43H62ZM89 44V43H88ZM92 44H94V43H92ZM109 44V43H108ZM178 44V43H177ZM179 44H180V42H179ZM206 44V43H205ZM252 44H253V42H252ZM257 44V43H256ZM260 44H261V42H260ZM263 44V43H262ZM7 45V44H6ZM58 45H60L59 43H58ZM74 45H75V43H74ZM90 45V44H89ZM105 45V44H104ZM168 45V44H167ZM259 45V44H258ZM257 45V46H258ZM22 47H25V45H21ZM43 46V45H42ZM55 46V45H54ZM72 46H73V43H72ZM71 46V47H72ZM92 46V45H91ZM126 46V45H125ZM203 46H204V44H203ZM254 46H255V43H254ZM261 46V45H260ZM259 46V47H260ZM7 47V46H6ZM17 47V46H16ZM22 47H21V49H22ZM27 47V46H26ZM38 47V46H37ZM40 47H41V45H40ZM39 47V48H40ZM56 47V46H55ZM69 47V46H68ZM187 47V46H186ZM190 47V46H189ZM214 47V48H213ZM250 47H253L252 45L250 46ZM259 47H258V49H259ZM263 47H264V44H263ZM13 48V47H12ZM36 48V47H35ZM38 48V49H39ZM122 48H124V47H122ZM127 48V46H126V49H128ZM165 48V47H164ZM172 47H170V49H171ZM261 48V47H260ZM17 49V48H16ZM24 49V48H23ZM31 49V48H30ZM38 49H36V50H38ZM125 49V50H126ZM193 49V48H192ZM220 49V50H219ZM261 49H264V48H261ZM4 50H5V48H4ZM14 50V49H13ZM25 50V49H24ZM99 50V49H98ZM111 50V49H110ZM112 50H114V49H112ZM120 50V49H119ZM124 50V51H125ZM165 50H169V49H166L165 48ZM217 50H219L218 52H217ZM248 50V49H247ZM253 50V49H252ZM257 50V48L255 49V51ZM9 51H10V48H9ZM8 51V52H9ZM22 51V50H21ZM126 51H128V50H126ZM171 51V50H170ZM175 51V50H174ZM198 51V50H197ZM244 51V50H243ZM250 52H251V50H249ZM260 51V50H259ZM23 52V51H22ZM40 52V51H39ZM38 52V53H39ZM49 52V51H48ZM47 52V53H48ZM83 52V51H82ZM101 52V51H100ZM118 52V51H117ZM122 52V51H121ZM173 52V51H172ZM176 52V51H175ZM188 52V51H187ZM187 52H185V53H187ZM234 52V53H233ZM245 52V51H244ZM250 52H248V53H250ZM258 52V51H257ZM263 52V51H262ZM13 54H14V52H12ZM118 53H120V52H118ZM128 53V52H127ZM165 53H166V51H165ZM182 53V52H181ZM184 53V52H183ZM254 53V52H253ZM6 54H7V52H6ZM20 54H21V52H20ZM19 54V56L18 57H24L25 56V53L23 52V54H21L20 55ZM101 54V53H100ZM117 54V53H116ZM124 54V53H123ZM130 54V53H129ZM159 54H157V55H159ZM255 54V53H254ZM254 54H252V55H254ZM261 54V52L258 54V56ZM16 55V54H15ZM30 55V54H29ZM64 55V54H63ZM118 55V54H117ZM124 55H126V54H124ZM134 55V54H133ZM138 55V54H137ZM145 55V53L143 54V56ZM186 55V54H185ZM230 55V56H229ZM232 55V56H233ZM250 55V54H249ZM252 55H250V57L252 56ZM262 55V54H261ZM4 56V55H3ZM7 56H9V55H7ZM10 56H11V54H10ZM16 56V57H17ZM112 56V55H111ZM119 56V55H118ZM121 56V55H120ZM132 56V55H131ZM140 56H141V58H142V55L140 54ZM149 56V55H148ZM199 56V55H198ZM245 55H243V57H244ZM31 57H33V56H31ZM42 57V56H41ZM50 57H51V55H50ZM49 57V58H50ZM80 57V56H79ZM104 57V56H103ZM125 57V56H124ZM128 57V56H127ZM138 57V56H137ZM149 57H151V56H149ZM194 57V56H193ZM237 57V56H236ZM240 57H241V55H240ZM242 57V58H243ZM248 57V56H247ZM253 57V56H252ZM256 55H255V58H253L254 60L256 59ZM261 57V56H260ZM262 57H264L263 55H262ZM5 58V57H4ZM10 58V57H9ZM14 58V57H13ZM82 58V57H81ZM92 58V57H91ZM95 58V57H94ZM93 58V59H94ZM139 58V57H138ZM153 58V57H152ZM169 58V57H168ZM198 58H200V57H198ZM245 58V57H244ZM259 58V57H258ZM257 58V59H258ZM16 59V58H15ZM33 59V58H32ZM84 59V58H83ZM90 59V58H89ZM88 59V60H89ZM97 59V58H96ZM100 59V58H99ZM99 59H98V61H99ZM113 59V58H112ZM120 59V58H119ZM202 59H200V60H202ZM210 59H207V60H210ZM251 59V58H250ZM253 59H252V61H253ZM260 59V58H259ZM264 59V58H263ZM1 60H3V59H0V61ZM8 60V59H7ZM6 60V61H7ZM11 60H12V58H11ZM10 60V61H11ZM43 60V59H42ZM91 60V59H90ZM103 60V59H102ZM106 60V59H105ZM110 60V59H109ZM114 60H115V58H114ZM113 60V61H114ZM197 60H199V59H197ZM219 61L218 63H217V61ZM245 60H247V58L245 59ZM244 60V61H245ZM4 61V60H3ZM24 61H25V59H16V60H14L13 59V62L16 64V68L17 67H19V68H17L16 70H12V72L14 73H12L13 75H11V74H8V72L9 71H5V72H7L6 74H8V80H7V86L9 87V89H11L10 87H12V86H17V88L18 89H20L19 91L21 92L20 94H24V95H30L31 96V94L33 93V92H35V90H33L34 89V87L37 85L36 83H37V80H40V79H42V80H40L41 82H43V80H45V79H47V80H50V79H52L53 77H57V79L58 78H62L61 76L63 75V74H67V73H63V67L62 66H60L59 64H57V66L56 67H54V65H48V64H42V65H37L36 67H34L36 64H37V62H36V64H33L34 66H33V68H30V70H29V68H27V70H29V71H27L26 72V70L23 68V69H21V63L22 64H24ZM37 61V60H36ZM39 61V60H38ZM79 61V60H78ZM77 61V62H78ZM92 61V60H91ZM123 61V60H122ZM157 61V60H156ZM187 61H189V60H186V62ZM203 61V60H202ZM227 61V62H228ZM248 61V60H247ZM251 61V62H252ZM259 61V60H258ZM2 62V61H1ZM0 62V63H1ZM26 62V61H25ZM30 62V61H29ZM41 62V61H40ZM44 62V61H43ZM47 62V61H46ZM70 62V61H69ZM72 62V61H71ZM90 62V61H89ZM89 62H88V64H89ZM96 62V61H95ZM116 62V61H115ZM151 62V61H150ZM183 62H185V60L183 61ZM182 62V63H183ZM190 62V61H189ZM193 62H195V61H193ZM231 62V61H230ZM248 62H250V60L248 61ZM248 62H247V64H248ZM3 63V62H2ZM33 63V62H32ZM42 63V62H41ZM51 63H53V64H55L54 62H51ZM61 63V62H60ZM65 63V62H64ZM85 63H86V61H85ZM100 63V62H99ZM142 63V62H141ZM204 63H206V65L204 64ZM203 64H204V67L206 66L207 67V69H208V66L209 65H207V63L208 64H210L209 62H207L206 60H205V62H204ZM226 63V62H225ZM235 63V62H234ZM233 62L229 65L230 67H233V69H237V70H239L238 68H243L244 67V65L246 66L247 64H244V62L242 61V62H239V63H241V64H244L243 65V67H241V64L239 65L238 63H237V65H233L234 64ZM258 63V62H257ZM256 63V64H257ZM63 64V63H62ZM75 64V63H74ZM81 64V63H80ZM84 64V63H83ZM95 64V63H94ZM109 64V63H108ZM129 64V63H128ZM155 64V63H154ZM181 64V63H180ZM184 64V63H183ZM187 64V66H188V64L190 65V64H192V63H186ZM194 64V63H193ZM202 63L200 62V65H201ZM211 64H213V63H211ZM215 64V63H214ZM215 64V65H216ZM221 64V63H220ZM222 64H223V62H222ZM226 64H228V63H226ZM255 64V63H254ZM263 64H264V62H263ZM7 65V64H6ZM86 65V64H85ZM101 65V64H100ZM105 65H106V63H105ZM116 64L114 63V66H115ZM132 65V64H131ZM130 65V66H131ZM169 65V64H168ZM198 65H199V62H198ZM260 65V64H259ZM67 66V65H66ZM74 65H72V67H73ZM82 66H84V65H82ZM99 66V65H98ZM109 66V68H110V66H112V65H108ZM179 66V65H178ZM192 66V65H191ZM196 66V65H195ZM212 66V65H211ZM211 66H210V68H211ZM255 66V65H254ZM262 66V65H261ZM8 67V66H7ZM24 67H25V65H24ZM87 67V66H86ZM89 67V66H88ZM91 67V66H90ZM93 67V66H92ZM97 67V66H96ZM95 67V68H96ZM100 67V66H99ZM113 67V66H112ZM116 67V66H115ZM168 67V66H167ZM180 67V66H179ZM197 67V66H196ZM215 67V66H214ZM218 67H220L221 68V66H218ZM229 67V68H230ZM235 67V68H234ZM26 68V67H25ZM77 68L79 69V67L77 66ZM98 68V67H97ZM102 68V67H101ZM100 68V69H101ZM166 67H160V66H158V69H157V72H155L156 73V76H158L160 79L162 78V81H163V78H165L166 77V69H165ZM170 68H173V67H171L170 66ZM176 68V67H175ZM228 68V66L226 67V69ZM245 68V67H244ZM246 68H247V66H246ZM246 68H245V70H246ZM71 69V68H70ZM86 69V68H85ZM84 69V70H85ZM94 69V68H93ZM99 69V70H100ZM103 69L105 70V68L103 67ZM112 69V68H111ZM174 69V68H173ZM172 69V70H173ZM192 69H194V68H192ZM225 69V68H224ZM248 69V68H247ZM261 69V68H260ZM0 70H2V69H0ZM11 70H10V72H11ZM75 69H73V71H74ZM83 70V69H82ZM106 70H108V69H106ZM113 70V69H112ZM169 70H171V69H169ZM189 70H191V68L189 69ZM196 70V69H195ZM237 70H232L231 68H230V71H234V72H236ZM241 70V69H240ZM259 70V69H258ZM65 71V70H64ZM77 71V70H76ZM75 71V72H76ZM81 71V70H80ZM168 71V70H167ZM175 71V70H174ZM194 71V70H193ZM222 71V70H221ZM224 71V70H223ZM256 71V70H255ZM5 72H2V73H4L5 74ZM72 72V71H71ZM87 72V71H86ZM94 72V71H93ZM99 73V72H101V71H98V69L96 70V72L95 73ZM170 72V71H169ZM191 72V71H190ZM216 72H217V70H216ZM216 72H213V76L215 75V76H217L216 74H214V73H216ZM233 72V73H234ZM257 72V74L256 75H258V77L261 75V77L263 76L264 77V67H262V69L261 70H259V71H256ZM74 73V72H73ZM80 73H82V72H80ZM79 73V74H80ZM88 73V72H87ZM106 73V72H105ZM119 73V72H118ZM142 73V72H141ZM171 73V72H170ZM169 73V74H170ZM185 73V72H184ZM184 73L182 74L183 76H184ZM193 73V72H192ZM191 73V74H192ZM223 73H225V72H223ZM242 73H243V71H242ZM4 74H2V75H4ZM6 74H5V76H6ZM72 74V73H71ZM70 74V75H71ZM100 74V73H99ZM104 74V73H103ZM111 74V73H110ZM168 74V75H169ZM231 74V73H230ZM229 74V75H230ZM237 74V73H236ZM241 73H239V75H240ZM11 75V76H10ZM65 75H63V77L65 78ZM87 75V74H86ZM115 75V74H114ZM135 75V74H134ZM151 75H152V73H151ZM174 75V74H173ZM193 75H195V72L193 73ZM199 75H201V74H199ZM202 75H205L204 73L202 74ZM201 75V76H202ZM207 75V74H206ZM219 75V74H218ZM245 74H243V76H244ZM253 75V74H252ZM66 76H68V75H66ZM73 77H75L74 75H72ZM90 76V75H89ZM171 76V75H170ZM186 76H189L188 74L186 75ZM208 76V75H207ZM236 76V75H235ZM238 76V75H237ZM241 76V75H240ZM243 76H241V77H243ZM4 77V76H3ZM70 77V76H69ZM76 77H78V76H76ZM82 77V76H81ZM109 77V76H108ZM181 75H179V76H177L176 78H174L175 80L176 79H178V80H180L181 79ZM194 77V76H193ZM197 77V76H196ZM199 77V76H198ZM222 77V76H221ZM231 77V76H230ZM245 77V76H244ZM250 77V76H249ZM258 78V79H262V78ZM49 78V79H48ZM68 78V77H67ZM67 78H65V81H66V79ZM72 78V77H71ZM101 78V77H100ZM149 78V77H148ZM154 78V77H153ZM158 78V79H159ZM218 78V77H217ZM235 78V77H234ZM246 78V77H245ZM254 78H256L255 76H254ZM253 78V79H254ZM70 79V78H69ZM95 79V78H94ZM146 79V78H145ZM166 79V78H165ZM167 79H168V77H167ZM172 79H173V77H172ZM183 79H185V77H183ZM182 79V80H183ZM204 79V78H203ZM231 79H233V78H231ZM242 79V78H241ZM246 79H248V77L246 78ZM251 79V78H250ZM257 79V78H256ZM257 79V80H258ZM47 80H46V83H47ZM54 80V82L56 83L57 81H55V78L53 79ZM59 80V79H58ZM60 80H62V79H60ZM85 80V79H84ZM151 79H149V82H151L150 81ZM185 80H187V79H185ZM191 80V79H190ZM189 80V81H190ZM249 80V79H248ZM247 80V81H248ZM252 80V79H251ZM250 80V81H251ZM40 81H38V83L40 82ZM65 81H64V83H65ZM75 81H76V79H75ZM74 80H73V82H75ZM156 83H157V81L156 80H154ZM153 81V82H154ZM159 81V80H158ZM220 81V80H219ZM227 81H229V80H225V82H227ZM237 81V80H236ZM239 81V80H238ZM243 81V80H242ZM246 81V82H247ZM250 81H249V84H253V83H250ZM45 82V81H44ZM49 82V81H48ZM53 82V81H52ZM59 82V81H58ZM57 82V83H58ZM68 82V81H67ZM71 82V81H70ZM152 82V83H153ZM170 82V81H169ZM175 82V81H174ZM180 82V81H179ZM186 82V81H185ZM262 82H264L263 81V79H262V81H261V83ZM3 83V82H2ZM46 83H44V84H46ZM51 83V82H50ZM77 83V82H76ZM85 83V82H84ZM87 83V82H86ZM80 84V85H78V87H77V90L80 92V93H83L84 95H85V97H87V98H92V97H94V98H96L95 96H97V95H103L104 93L102 92V93H98V94H94V93H90L89 91L90 90H94L95 88H98V87H103V85H99L98 83H97V85H92V86H90V84ZM101 83V82H100ZM183 83V82H182ZM188 83H190V82H188ZM238 83V82H237ZM243 85H244V90H245V88H247V87H245V81H243ZM248 83V82H247ZM59 84V83H58ZM57 84V85H58ZM94 84V83H93ZM142 84V83H141ZM140 83L138 84V86H136L135 85V87L134 88H137V89H134L132 86V90H133V93H137L138 94V97H140V99H137V101L138 100H141L142 101V98L145 100H147V96H145V94L142 92L143 90H141V85ZM147 84V83H146ZM150 84V83H149ZM170 84V83H169ZM172 84V83H171ZM223 84H224V81H223ZM226 84V83H225ZM228 84V83H227ZM235 85H236V87H238V86H241L242 85V83L240 82V84L239 85H237L236 83H234ZM234 84H233V86H234ZM248 84V85H249ZM255 85H257V82H255L254 83ZM264 84V83H263ZM57 85L56 84H54V85H52V89H54L53 87H57ZM60 85V84H59ZM145 85V84H144ZM174 85V84H173ZM180 85V84H179ZM205 85V84H204ZM228 85H231L230 87H232V83L231 84H228ZM247 85V84H246ZM5 86V85H4ZM34 86V87H33ZM38 86V85H37ZM36 86V88H38ZM45 85H43L42 86V84H41V86H40V88L42 87V89H41V91H43V87H44ZM47 86H49V85H47ZM46 86V87H47ZM143 86V85H142ZM146 86V85H145ZM147 86H149V85H147ZM207 86V85H206ZM261 86H262V84H261ZM264 86V85H263ZM262 86V87H263ZM55 87V88H56ZM223 87H225V86H223ZM235 87V86H234ZM253 87V86H252ZM255 87V86H254ZM257 87V86H256ZM261 87V88H262ZM51 88V87H50ZM160 88V87H159ZM163 88V87H162ZM190 88V87H189ZM192 88V87H191ZM190 88V89H191ZM197 88V87H196ZM250 88V87H249ZM264 88V87H263ZM5 89V88H4ZM17 89V90H18ZM47 89H49L48 87H47ZM51 89V90H52ZM154 89V88H153ZM223 89V88H222ZM232 89H233V87H232ZM235 89V88H234ZM242 88H240V90H241ZM256 89V88H255ZM254 88H250V89H248L249 90V92H250V96H251V93H253L252 94V101H257L256 99H260L262 96H264V95H260L259 96V94H260V90H258V92H259V94H258V96L256 95V94H254V93H258V92H256V90L258 89H256L255 90ZM12 90V89H11ZM45 90V89H44ZM128 90V89H127ZM210 90H213L212 88L210 89ZM239 90V91H240ZM243 90V93H245V91ZM247 90V89H246ZM2 91V88L0 89V100L2 101V104H3V100L5 99V94L4 93H2L1 92ZM18 91V92H19ZM47 91H49L50 92V89L49 90H47ZM71 91V90H70ZM159 91H161V90H159ZM209 91V90H208ZM233 91V90H232ZM235 91V90H234ZM45 92V91H44ZM118 92V91H117ZM165 92V91H164ZM215 92V91H214ZM247 92V91H246ZM14 93V92H13ZM12 93V94H13ZM35 93H37V92H35ZM46 93V92H45ZM166 93V92H165ZM164 93V94H165ZM174 93V92H173ZM208 93V92H207ZM212 93V92H211ZM218 93H220V92H218ZM218 93H216L217 94V96H219L218 95ZM262 93V92H261ZM19 94V93H18ZM125 94V93H124ZM215 94V93H214ZM247 94V93H246ZM245 94V95H246ZM249 94V93H248ZM247 94V95H248ZM14 95V94H13ZM36 95V97L38 96L37 94H35ZM106 95V94H105ZM131 95H133L132 93H131ZM236 95V94H235ZM242 95V94H241ZM253 95L254 96H257L256 97V99L254 100V98L255 97H253ZM30 96H28V97H30ZM135 96V95H134ZM172 96V95H171ZM221 96H223V95H221ZM237 96V95H236ZM243 96H244V94H243ZM250 96H247V98L248 97H250ZM19 97H21V96H19ZM32 97L33 98H35V96H33L32 95ZM39 97V96H38ZM52 97V96H51ZM136 97V96H135ZM142 97V98H141ZM167 97V96H166ZM220 97V96H219ZM259 97V98H258ZM8 98H9V95H8ZM22 98V97H21ZM27 98V97H26ZM44 98V97H43ZM48 98V97H47ZM93 98V99H94ZM137 98V97H136ZM183 98V97H182ZM185 98V97H184ZM199 98V97H198ZM209 98V97H208ZM224 98V97H223ZM231 98V97H230ZM242 98V97H241ZM19 99V98H18ZM58 99V98H57ZM68 99H70L71 100V98H68ZM68 99H66V100H68ZM73 99V98H72ZM120 99V98H119ZM123 99V98H122ZM121 99V100H122ZM150 99V98H149ZM187 99V98H186ZM186 99H179L178 101H175V102H171L172 100H170V102L168 101V103L166 104V106L168 107L167 108V110L169 111L168 113L170 114H172L173 112H174V114H175V112H178V114L179 113H184L185 114V112L187 111L188 112V114H191L190 116H188L189 118H191L192 120H193V122H192V120H191V122H192V126L191 127H189V126H187L188 125V123H191V122H188V123H186V126L187 127H189L188 129H191L190 130V135L193 137V138H196V139H198V140H202V141H205V143L206 142H211V141H214L213 139H214V136H215V131L216 130H218V133L220 132V135L222 136V140L220 141V142H224L225 144L220 148V150H219V155H222V156H225V157H227V156H229V153L228 152H230L231 153V155H233V156H238L239 154H240V152H241V146L243 145V144H248V145H250L251 147V149L252 150H257V149H261V148H264L263 146V144L261 143L262 142V140H264V123H262L264 120H262V124H258V122L257 121H259L260 119L257 117L256 119H259V120H256V122H257V126L259 125V129L262 131V134H260L261 136H258L256 133H255V129L254 128H250V127H248V123H249V121L250 120H248V122L247 121H245V116L247 117V115H249V118L250 117H252V118H250L251 120L252 119H254V117L252 116V112L250 113V111H249V113L247 114V115H243L244 116V119L240 122L238 119V123H236L237 121H236V118H235V121L233 122L232 120H234V117L232 118L230 115V120L229 121H226L225 123V125H223V123H221L222 125H219V127L217 126V122L215 123L216 125H213V123L214 122H211L212 124H209L210 122H209V120H207L206 122L204 121V120H200L199 118H196V113H198L197 112V108L195 109L194 107H192V106H194L193 104L192 105H190L191 103H190V101H189V99H187L188 101H189V105L187 106L188 107V109L186 108V106L184 105V103H185V101H186ZM227 99H228V97H227ZM262 99V98H261ZM78 100V99H77ZM81 100V99H80ZM87 100V99H86ZM92 100V99H91ZM90 100V101H91ZM121 100H119V101H121ZM128 100V99H127ZM144 100L142 101L143 103H144ZM145 100V101H146ZM200 100H202L203 101V99H200ZM34 101H36V100H34ZM62 101H64V100H62ZM75 101V100H74ZM94 101V100H93ZM115 101H118V100H115ZM125 101V100H124ZM136 101V100H135ZM135 101H133V102H135ZM148 102H149V104H150V101L149 100H147ZM147 101H146V104H147ZM213 101V100H212ZM224 101V100H223ZM229 101H231L230 99H229ZM228 101V103H232V102H237V101H231V102H229ZM249 101H250V98H249ZM65 102V101H64ZM98 102V101H97ZM100 102V101H99ZM140 102V101H139ZM138 102V103H139ZM152 102V101H151ZM201 102V101H200ZM206 102V101H205ZM213 102H216V101H213ZM218 102V101H217ZM216 102V103H217ZM221 102V101H220ZM219 102V103H220ZM258 102V101H257ZM1 103V102H0ZM49 103V102H48ZM73 103V102H72ZM118 103V102H117ZM120 103V102H119ZM127 103V102H126ZM141 103V102H140ZM139 103V104H140ZM208 103V102H207ZM253 103V102H252ZM256 103V102H255ZM258 103H260V102H258ZM262 103H264V101L262 100ZM261 103V104H262ZM1 104V105H2ZM13 104V103H12ZM75 105H76V102L74 103ZM73 104V105H74ZM81 105H82V103H80ZM133 104V103H132ZM131 104V105H132ZM136 104V103H135ZM142 104V103H141ZM140 104V105H141ZM148 104V105H149ZM165 104V103H164ZM203 104H205V103H203ZM218 104V103H217ZM227 104V103H226ZM236 104V103H235ZM261 104H260V106H261ZM61 105H63V104H61ZM69 105V104H68ZM73 105H71V106H73ZM78 105V104H77ZM122 105V104H121ZM131 105H128L129 107H131ZM140 105H134V106H136V107H138V106H140ZM148 105H145V106H147L148 107ZM160 105V104H159ZM208 105H209V103H208ZM212 105V104H211ZM223 105V104H222ZM56 106H58V102H57V105ZM80 106V105H79ZM119 106V105H118ZM125 106L127 107V105L125 104ZM145 106L142 108V109H144V111H145ZM151 106V105H150ZM244 106V105H243ZM263 106H264V104H263ZM263 106H261L260 108H263V110H264V107ZM69 107H70V105H69ZM120 107V106H119ZM122 107V106H121ZM141 107H142V105L140 106V108L138 107V109L139 110H142L141 109ZM213 107V106H212ZM218 107H220L221 108V106L219 105ZM229 107H231V106H229ZM253 107V106H252ZM1 108V107H0ZM24 108H25V105H24ZM31 108V107H30ZM68 108V107H67ZM132 108V107H131ZM131 108H129V109H131ZM165 108V107H164ZM238 107H236V109H237ZM242 108V107H241ZM247 108V107H246ZM257 108V107H256ZM75 109H78V108H75ZM134 109V108H133ZM136 109V108H135ZM134 109V110H135ZM148 109V108H147ZM56 110V109H55ZM60 110H61V108H60ZM137 110V109H136ZM149 110V109H148ZM147 110V111H148ZM184 110H186V111H184ZM219 110V109H218ZM221 110V109H220ZM229 110H231L232 111V108L231 109H229ZM257 110V109H256ZM65 111V110H64ZM128 111V110H127ZM133 111V110H132ZM146 111V112H147ZM212 111V110H211ZM235 111V110H234ZM238 111V110H237ZM261 111V110H260ZM71 112V111H70ZM82 112V113H81ZM87 112V111H86ZM85 111L83 112L82 110L81 111H79L77 114H70L69 113V115H68V113L66 114L67 115V117L69 116L70 118H79L80 116L81 117H87L88 116V114L86 113ZM135 112V111H134ZM138 112V111H137ZM142 112V111H141ZM160 112H162V111H160ZM217 112H219V111H217ZM229 112V111H228ZM227 112V113H228ZM248 112V111H247ZM256 112V111H255ZM254 112V113H255ZM258 112V111H257ZM257 112H256V114H257ZM143 113H145V112H143ZM163 113H165V112H163ZM200 113V112H199ZM213 113V112H212ZM226 113V114H227ZM243 113V112H242ZM241 113V114H242ZM253 113V115H255ZM178 114H176V115H178ZM183 114V115H184ZM229 114V113H228ZM240 113L239 114H236L237 116H239V115H241ZM259 114V113H258ZM261 114V113H260ZM10 115V114H9ZM127 115V114H126ZM131 115V114H130ZM134 115V114H133ZM132 115V116H133ZM137 115V114H136ZM162 115V114H161ZM187 115V114H186ZM186 115L185 116H183V117H186ZM198 115V114H197ZM251 115V116H250ZM132 116H131V118H132ZM139 116V115H138ZM144 116V115H143ZM165 116H166V114H165ZM168 116V115H167ZM166 116V117H167ZM180 116V115H179ZM192 116V117H191ZM233 116V115H232ZM236 116V117H237ZM256 116H258V115H256ZM30 117V116H29ZM28 117V118H29ZM125 117V116H124ZM141 117H142V115H141ZM140 117V118H141ZM147 117H149V116H147ZM181 117H182V115H181ZM201 117V116H200ZM205 117V116H204ZM212 117V116H211ZM221 117V116H220ZM223 117H224V114H223ZM225 117H227V115L225 116ZM224 117V118H225ZM260 118L262 117V116H259ZM264 117V116H263ZM262 117V118H263ZM32 118V117H31ZM144 118V117H143ZM153 118V117H152ZM156 118V117H155ZM159 118V117H158ZM161 118V117H160ZM163 118V117H162ZM169 118V117H168ZM168 118H166V119H168ZM173 118V117H172ZM188 118V119H189ZM208 118H209V116H208ZM215 118V117H214ZM222 118V122H223V120H225V119H229V118ZM231 118H232V120H231ZM239 118H240V116H239ZM243 118V117H242ZM248 118V119H249ZM132 119H134V118H132ZM180 119V118H179ZM186 119V118H185ZM203 119V118H202ZM221 119V118H220ZM264 119V118H263ZM142 120H144V119H142ZM147 120H149V119H147ZM153 120H155V119H150L149 121H150V123H152V122H154ZM158 120V119H157ZM169 120H171V119H169ZM168 120V121H169ZM176 120H177V118H176ZM205 120H206V118H205ZM255 120V119H254ZM152 121V122H151ZM181 121V120H180ZM220 121V120H219ZM165 122H167V121H165ZM174 122H176V121H174ZM183 123H184V121H182ZM221 122V121H220ZM240 122V123H239ZM251 122V121H250ZM254 121L252 120V123H253ZM255 122V123H256ZM148 123V122H147ZM163 123V122H162ZM182 123V124H183ZM254 123V126L256 127V124ZM259 123H260V121H259ZM172 124V123H171ZM178 123H176V124H174V125H177ZM220 124V123H219ZM251 124V123H250ZM136 125V127H138V128H140V129H142L143 127H142V125H137V124H135ZM163 125H164V123H163ZM184 125V124H183ZM182 125V126H183ZM211 125H213V126H211ZM179 126H181V124H179ZM181 126V127H182ZM186 126L184 125L183 126V130L181 129V131L183 132V131H185V129H186ZM253 126V127H254ZM145 127V126H144ZM169 127V126H168ZM213 127H215L216 128V130L213 128ZM170 128V127H169ZM174 128H176V127H174ZM218 128V129H217ZM73 129H75V128H73ZM73 129H71V131L73 130ZM117 129V128H116ZM179 129V130H180ZM214 129V130H213ZM258 128H257V130H259ZM76 130V129H75ZM259 130V131H260ZM181 131H179V132H181ZM181 132V133H182ZM186 132V131H185ZM71 133V136L73 135L72 134V132H70ZM218 133H216V134H218ZM16 134V133H15ZM76 134V133H75ZM170 134V133H169ZM78 135V134H77ZM166 135V134H165ZM173 135H175V134H173ZM189 135V134H188ZM123 136V135H122ZM163 136V135H162ZM170 136V135H169ZM74 137V136H73ZM72 137V138H73ZM76 137V136H75ZM110 137H112V136H110ZM125 137V136H124ZM221 138V137H220ZM108 140V139H107ZM120 142V141H119ZM118 142V143H119ZM122 142V141H121ZM120 142V143H121ZM118 143H116V144H114V145H117ZM124 142H122V144H123ZM128 143V142H127ZM118 146V145H117ZM116 146V147H117ZM73 147V146H72ZM92 146L90 145V147L89 146H87L85 143H83V144H77V146H76V148H77V150H78V152H73V155H77L79 158H84V152L87 150V149H90ZM238 148H240V149H238ZM69 149H71V148H69ZM73 150H74V148H72ZM71 149V151L70 150H63V151H58V152H50L51 154H53V155H59V156H63V157H65L66 155H69L70 153H72V150ZM151 149H154V148H151ZM151 149H141L140 150V153L139 154H136V155H129V156H126V160H122V156L121 155H119V154H117V155H112V156H109V159L113 162V163H119V164H126L128 161H129V159L130 158H137V159H139V160H144V158L147 156V154H148V152H146V151H151ZM238 149V150H237ZM37 150H40V149H35V150H31V152H36ZM125 150V149H124ZM211 149L209 148V151H210ZM41 152H43L42 150H40ZM132 151V150H131ZM212 151H214V150H212ZM210 152V153H213V152ZM262 150H260V152H261ZM218 152V151H217ZM71 155V154H70ZM72 155V156H73ZM15 156V155H14ZM228 158V157H227ZM182 159H184V158H182ZM182 159H180L181 161H182ZM230 159V158H229ZM233 159V158H232ZM172 161H175V160H170V159H167V160H164V161H161L160 163H162V164H164V163H170V162H172ZM184 161H185V159H184ZM238 161V160H237ZM148 162H150V163H157L158 161H154V160H152V159H150ZM178 163V162H177ZM234 163H236V162H234ZM128 164V163H127ZM182 164H183V161H182ZM186 165V166H185ZM129 166L130 167H144V166H142V165H140V164H129ZM189 166V165H188ZM208 166V165H207ZM211 166V165H210ZM215 166V165H214ZM39 168V167H41L40 165H36V164H34V163H30V162H27L26 160H23V162H18V163H16V164H13V165H6V166H4L3 168H5V170H3V168L1 167L0 168V180L1 181H3V182H7L8 184H10L13 188H15V189H18V190H21V191H23V190H26V189H29L25 184H28L29 183V181L26 179L28 176L27 175H25V174H18L17 176H8L7 174L9 173V172H13V171H17V170H21L22 168H24V169H26L28 172H30L31 174H34L35 172L32 170L33 168ZM123 167V166H122ZM130 167H128V168H130ZM184 167H187V164H185V162H184ZM204 166H202V168H203ZM209 167V166H208ZM216 167H218V166H216ZM211 168V167H210ZM147 169H151L150 167L149 168H147ZM225 169V168H224ZM209 171H211L212 170V168L211 169H208ZM214 171H216L217 173H218V176L219 177H221L222 178V180L228 185L229 184V182L227 181V180H229L230 178H235V180H236V182L235 183H237L238 185H240V183L241 184H246V183H248V181L245 179V177L243 176V175H245L246 173H248V174H250V170H242V169H238V170H236L235 172L233 171V174H227L226 173V171H225V173L221 170V169H213ZM231 170V169H230ZM255 171H256V175L257 176H263L264 175V169L263 168H261V169H255ZM119 172H122V169L120 168V167H114V169L112 170V172L111 173H109L108 172V174H112V175H115V174H117V173H119ZM134 172H139V170H134ZM215 172V173H216ZM84 173H86V174H93V172L91 171V169H90V165L89 164H87V166H86V171L84 172ZM145 174H149V175H151V174H154V175H159V172H144ZM76 174H78V175H80L81 174V172H76ZM243 174V175H242ZM71 175V174H70ZM97 176V175H96ZM174 178H175V180H184V178H182L181 176H174ZM186 180V179H185ZM221 180V181H222ZM76 182L77 183H79V184H81V185H83V183H82V181H80V180H76ZM147 182H149V183H151V184H153V185H156V186H158V185H160L158 182H155V181H151V180H148ZM171 182H175V181H171ZM204 183H206V181H203ZM127 183H129V184H127ZM210 183V185H211V187H213V188H216L217 187V184L215 183V181L214 182H209ZM144 182L143 181H141V180H130V181H122L121 183H120V185L118 186H114L113 185V187L111 188V189H109L110 190V194H109V197H108V200L110 201V202H112L113 204H115V205H117V204H120V205H123L126 209H128V208H130L131 209V211H130V209L128 210V211H130L129 212V215L131 214V217H133V219L135 220L136 219V221H138L137 223L139 224V223H141V220H142V224L143 225H145V226H150V227H152V228H154L155 230H159V232L161 231V232H166L165 231V226L162 224V222H158V221H160L161 220V218H157L158 219V221L156 220L155 221V216H158V215H160V214H156V213H158V212H155V211H153L152 209H153V207H151V205L150 206H148L147 205V208H145L146 206L144 205V200L143 199H141V198H139L138 197V195H137V193H140V194H143V195H146L147 197H149V198H153V201H156L157 199H159V197L157 196V195H155L153 192H151V191H148V190H143V188H144ZM240 186H242V185H240ZM186 188H190L189 186H186ZM103 189V188H102ZM203 194H202V196H206V195H217V197H218V199L219 200H221L222 201V203H220V202H217V201H203L202 202V204H201V206H205L206 208L208 207V208H211V210H216V209H214V208H222V209H224V212L226 211V210H228V212L229 213H231V214H233L234 216V218H236V219H234L233 217H232V219H231V217L230 218H224V217H222V214H221V216H219L220 218H224L226 221V223L225 224H227V225H230L231 226V228H230V230H231V232L232 231H235L234 229H236V225H241V226H245V225H247V223H248V221L250 220V218L249 219H245V217H243L244 219V221H239V219L237 218L239 215H241L242 214V212L241 211H243V210H241V211H238L237 209L236 210H234V209H227L228 207H233L234 208V206H239L240 205V203L242 202H245V203H247L246 201H243V200H239V201H235L234 200V196H237V195H234V196H231V195H229V194H227V193H222V192H216V193H209L208 192V190H205V189H203ZM220 191V190H219ZM127 193V194H126ZM239 194V193H238ZM154 195V196H153ZM241 195V194H240ZM249 195V194H248ZM246 196V195H245ZM251 196V195H250ZM249 196V197H250ZM253 196V195H252ZM248 197V198H249ZM251 198V197H250ZM252 199H255V198H252ZM31 201V200H30ZM40 201L42 202V206L43 207H50V208H52L51 207V205L49 204V201H47L46 199H40ZM177 200H174V202H176ZM183 201V200H182ZM181 201V202H182ZM1 202H3V203H6V201L4 200V201H1ZM251 202H253V203H256L257 204V206H259V207H264V198L263 199H261V201H255V200H252ZM8 203V202H7ZM101 203V202H100ZM97 204V206L99 205V207L102 205L103 206V204ZM166 203V204H165ZM184 203V202H183ZM146 204V203H145ZM159 204H161L160 206L161 207H163L164 209H169L170 207H172V209L171 210H173V208L174 209H176V210H178L179 208H175V206H173V199H164V200H162V201H160L159 202ZM179 204V203H178ZM226 205H229L228 207L226 206ZM243 205V204H242ZM53 206V205H52ZM182 206V205H181ZM180 206V207H181ZM186 206V205H185ZM185 206H183V207H185ZM190 206V205H189ZM191 206H193V205H191ZM246 206V205H245ZM105 207V206H104ZM152 209H151V208ZM169 207V208H168ZM57 209V208H60V207H58V206H54L53 207V209ZM213 208V209H212ZM185 209H187L186 207H185ZM184 208L182 209L183 210V212H185V211H187V210H185ZM190 210H191V208H189ZM239 209V208H238ZM241 209V208H240ZM239 209V210H240ZM246 209V208H245ZM59 210H61V209H59ZM65 210V209H64ZM189 210V211H190ZM219 210V209H218ZM218 210L216 211V215L218 214L217 212H218ZM156 214V215H154V213ZM220 211H221V209H220ZM169 212V211H168ZM173 212V211H172ZM171 212V213H172ZM179 213L180 211L178 210V211H176V213ZM183 212L181 213L180 212V214L182 215L183 214ZM192 212V211H191ZM211 212V211H210ZM247 212V211H246ZM245 212V213H246ZM28 213H30V214H32L31 215V217L33 216V217H35V218H37L38 216H39V214H33L34 213V211L33 212H27L26 210H24V209H16V210H10V209H6V208H2V207H0V235H5V236H8L9 234H8V232L10 233V236H12V237H16V236H19V238L22 236H26V238H28V237H32V236H38L39 237V239H40V236L41 235H38V230H37V232H36V230H34L33 229V227L36 225H32V224H34L33 223V219H28V220H25V219H20V218H16L15 216L16 215H25V214H28ZM39 213V212H38ZM175 213V215L173 214H171L172 215V217L174 218L175 216H177V215H179L180 216V214H176ZM186 214H188L189 212L187 211V212H185ZM196 213V212H195ZM195 213H193L192 212V214L191 215H193V214H195ZM211 213H213V212H211ZM226 213H227V211H226ZM225 213V214H226ZM250 213V212H249ZM60 214H62V215H64V216H62V218L64 219V220H69V219H71V218H73V215L72 214H70V213H66V211H62L61 210V213ZM186 214L184 215L183 214V216H184V220H185V216H186ZM190 214V213H189ZM188 214V215H189ZM224 214V213H223ZM224 214V215H225ZM198 215H201V214H198ZM203 215V214H202ZM209 215V214H208ZM213 216H214V214H212ZM238 215V216H237ZM42 216V215H41ZM160 216H162V215H160ZM179 216H177L178 218H181V216L179 217ZM195 216H196V214H195ZM194 216V217H195ZM228 216V215H227ZM230 216V215H229ZM245 216V215H244ZM159 217V216H158ZM163 217V216H162ZM187 217V216H186ZM190 217V219L192 218L191 216H189ZM188 217V218H189ZM193 217V218H194ZM204 217V219L206 218L207 219V221H208V219H209V221L208 222H214L210 217L211 216H209V218H207V217H205V216H203ZM202 217V218H203ZM217 217V216H216ZM219 217H217L218 219H220ZM226 217V216H225ZM256 217V216H255ZM22 218H23V216H22ZM183 218V217H182ZM200 218V217H199ZM241 218V217H240ZM38 219H39V217H38ZM160 219V220H159ZM162 219H164V218H162ZM187 219V218H186ZM195 219H198L197 217H195ZM179 220V219H178ZM182 219H180V221H181ZM183 220V221H184ZM188 220V219H187ZM241 220V219H240ZM41 221V219L39 220V221H37V222H40ZM84 224L85 223H87V224H89L90 222V220L89 221H87V220H81ZM163 221V220H162ZM182 221V222H183ZM189 221V220H188ZM193 221L194 220H192V223H193ZM201 221V220H200ZM252 221V219L250 220V222ZM43 222V221H42ZM89 222V223H88ZM170 221H168V223H169ZM189 222H191V221H189ZM195 222H197V221H195ZM195 222L193 223V224H195ZM221 222V221H220ZM261 222V221H260ZM44 223V222H43ZM82 223V224H83ZM93 223V222H92ZM91 223V224H92ZM167 223V222H166ZM185 223H186V221L184 222V225H185ZM224 223V222H223ZM252 223V222H251ZM17 224H19L21 227H17L16 225ZM40 224H42L41 222H40ZM45 224V223H44ZM51 224V223H50ZM187 224V223H186ZM190 224V223H189ZM193 224L191 225V228H189V227H186L187 229H191L192 231H194V228H192V226H193ZM203 224V223H202ZM219 224V223H218ZM224 224V225H225ZM254 224H258V225H263V223H259L258 221H253V225ZM93 225V224H92ZM168 225V224H167ZM174 225V224H173ZM198 225V224H197ZM197 225L195 224V226H196V228H197ZM209 225V224H208ZM214 225V224H213ZM249 225V224H248ZM51 226V225H50ZM89 226V225H88ZM186 226V225H185ZM188 226V225H187ZM205 226V225H204ZM211 226V225H210ZM210 226H208V227H210ZM216 226V225H215ZM40 227H41V225H40ZM40 227H36V229L37 228H40ZM43 227V226H42ZM46 227H48V226H46ZM45 227V228H46ZM92 227V226H91ZM175 227H178V226H175ZM198 227H201L200 225L198 226ZM206 227H207V223H206ZM225 227H228V226H226L225 225ZM248 227V226H247ZM250 227H251V224H250ZM254 227H255V225H254ZM259 227V226H258ZM44 228V227H43ZM54 228V227H53ZM52 228V229H53ZM62 228H65V230L66 229H69V230H71V228H69V227H67V226H64V227H62ZM148 228V227H147ZM151 228V229H152ZM179 228V227H178ZM177 228V229H178ZM228 228V229H229ZM234 228V229H233ZM239 228V227H238ZM263 228H264V226H263ZM47 229V228H46ZM45 229V230H46ZM52 229L51 228H48V230H46L47 232H46V234L44 235V236H42V237H46L45 239H47V238H49L50 239V242H51V238L50 237H52V239H58V238H54L53 237V235L51 234V231H52ZM150 229V228H149ZM153 229V230H154ZM167 229V228H166ZM171 229V228H170ZM173 229V228H172ZM209 229V228H208ZM211 229V228H210ZM209 229V230H210ZM218 229H219V227H218ZM246 229V228H245ZM252 229V228H251ZM176 230V229H175ZM170 231L169 233H168V235L170 236V237H172L173 235H174V233L176 234V231ZM179 230V229H178ZM197 230H200V229H197ZM197 230H195L196 232H197ZM203 229L201 228V230L200 231H202ZM205 230H207V229H205ZM212 231H213V229H211ZM220 230H221V228H220ZM223 230V229H222ZM226 230V229H225ZM40 232H42V230H41V228H40V230H39ZM44 231V230H43ZM168 231V230H167ZM190 231V230H189ZM53 232H54V230H53ZM79 232V231H78ZM82 232H85L84 234H86V232H87V234L89 235V237H90V239H86V238H82V239H80V241H82L81 243H79L80 244V246H82V247H84V248H86L87 247V249L88 250H93V247L95 248V247H101V244L103 245V244H107L110 248H111V250L112 251H114L113 253L115 254V256L116 257H118L117 259H118V261L120 260L121 262L122 261H127V262H133V261H135V259L137 258V257H140L141 259H142V261L141 262H145V263H148V264H162L163 263V261L165 260V256L161 253V251H163V250H167V251H169L168 253H170V252H174L175 253V255H177V256H179V260H181V261H178V260H176V259H173V258H170L169 257V259H168V261H170V262H174V263H176V264H181V262H184V264H204V262H200V261H198V259L197 260H195L194 259V257L196 256H199V257H209V256H216V259L214 260V262L213 263H215V264H222V262H223V260L221 259V257H222V255L220 254V253H218V248L219 247H217V250H213V254H211V253H207V251H209V248L211 247V245L212 244H210V247H206L205 245H203L202 244V236H204L201 232V236H199L201 239V241L202 242H200L201 244L199 245L200 247H198L197 245H192V244H182V242L180 243V241H176L177 239V237L179 236V238H180V235H178L176 238L175 237H173V238H175L174 239V241H172V242H165V245H164V247H161L158 243H155V242H152V243H149V241H147V238L146 239H144L143 237H139V236H137L136 234H134V236H132L131 235V237H126L125 235H122V234H106L107 236H111V237H113L114 239H116V241L115 242H112V241H108V240H105V241H102V243H99V244H94L93 242H92V240L94 241V239L93 238H96L97 239V241H98V239H99V241H100V237H99V233H97V232H94V231H85V230H82ZM178 232V231H177ZM181 233H183L182 231H180ZM214 232H216V231H213V233ZM219 232V231H218ZM227 232V231H226ZM235 232H238L237 230L235 231ZM247 232H249L248 230H247ZM252 232H254L253 230H252ZM251 232V233H252ZM55 233H58V232H56L55 231ZM119 233V232H118ZM167 233V232H166ZM186 233H187V231H186ZM189 233V232H188ZM205 233V232H204ZM207 233H210V234H212L211 232H207ZM165 234V233H164ZM185 234V233H184ZM195 234V233H194ZM193 234V235H194ZM244 234H245V236H246V232H244ZM257 234V233H256ZM263 234H264V229H263ZM58 235H59V233H58ZM130 235V234H129ZM167 235V237H169ZM186 235V234H185ZM216 235V234H215ZM218 235V234H217ZM226 235V234H225ZM249 235V234H248ZM247 235V236H248ZM259 235H260V233H259ZM4 236V237H5ZM93 236V237H92ZM194 236H198V235H194ZM194 236H192V237H194ZM207 236V235H206ZM212 236H214L213 234H212ZM243 236V235H242ZM250 236V235H249ZM253 236V235H252ZM21 237V238H22ZM34 237H32V238H34ZM41 237V238H42ZM184 237V236H183ZM205 237V236H204ZM223 237L224 238H222L221 237V235H220V237H216V238H219V239H216V240H218L217 241V243L218 244H220L221 242L223 243L224 241L223 240H226L225 239V236H224V234H223ZM234 238H235V236H233ZM251 237V236H250ZM249 237V238H250ZM7 238V237H6ZM10 237H8L7 239H9ZM25 237L23 238V239H21V240H24V239H26ZM59 238L61 239V236H59ZM63 238H65L64 236H63ZM187 238V237H186ZM207 238H208V236H207ZM209 238H211L210 236H209ZM254 238H257V237H255L254 236ZM35 239V238H34ZM33 239V240H34ZM49 239H47V240H49ZM67 239V238H66ZM69 239V238H68ZM95 239V240H96ZM160 240H162V238H159ZM169 239V238H168ZM167 239V240H168ZM170 239H172V238H170ZM195 239H197V238H195ZM229 239V238H228ZM251 239V238H250ZM249 239V240H250ZM2 240V239H1ZM0 240V259L2 260V262L0 261V264H4V262H6V263H9V264H14V263H12L13 262V258H15V256L14 255H16V254H24L25 253V250L24 249H20V247L22 246H17V245H11L12 244V242H11V244L9 245V244H7V242L5 243V242H3V241H1ZM11 240H12V238H11ZM13 240L15 241V239L13 238ZM17 240V239H16ZM27 240V239H26ZM62 241H63V239H61ZM69 240H71V239H69ZM102 240V239H101ZM173 240V239H172ZM185 240H187V239H184V241ZM199 240V241H200ZM207 240V239H206ZM212 240H213V238H212ZM211 239L209 240V241H212ZM238 240V239H237ZM246 240V239H245ZM260 240V239H259ZM263 240H264V237H263ZM40 241V240H39ZM43 241V240H42ZM57 241V240H56ZM65 241H68V240H65ZM65 241L64 242H62V243H65ZM98 241V242H99ZM188 241V240H187ZM196 241H198V240H196ZM198 241V242H199ZM208 241V242H209ZM241 241H242V239H241ZM250 241H252V240H250ZM36 242V241H35ZM44 242H46V241H44ZM59 242V241H58ZM54 243V241H52L51 243H50V245L51 246H53V250L55 249V250H59V249H56L55 247H59L60 249L62 248H64L65 249V245H64V247L63 246H61L59 243ZM164 242V241H163ZM191 243H192V241H190ZM213 242H215V241H213ZM212 242V243H213ZM233 242V241H232ZM249 242V241H248ZM254 242H256V241H254ZM259 242H261L262 244L260 245L259 244V251L261 252V253H264V243L262 242V241H258V243ZM14 244L15 243H17V242H13ZM41 243V241L39 242V244ZM70 243V242H69ZM69 243H68V245H69ZM119 243H121V244H119ZM174 243H175V247H176V243H177V245H179V249H181V250H177V249H175L174 248ZM203 243H205V242H203ZM222 243L219 245V246H221L220 247V249H222L223 251H224V249L225 250H229L230 252L233 250V251H235L236 252V250L237 249H240V247H238L237 249H235L234 247H232L227 241H226V244H224L223 243V245H222ZM250 243V242H249ZM20 244V243H19ZM53 244V245H52ZM55 244H58L59 246H57V245H55ZM119 244V245H118ZM194 244V243H193ZM251 244H253V243H251ZM30 245V244H29ZM38 245V244H37ZM43 245H46L45 243L43 244ZM163 245V244H162ZM216 245V244H215ZM254 245V244H253ZM25 245H23V247H24ZM46 246H48V245H46ZM61 246V247H60ZM67 246V245H66ZM72 246V245H71ZM78 247V248H80L81 249V247ZM247 246V245H246ZM257 246V245H256ZM255 246V247H256ZM10 247H12L15 251L13 252V253H7V252H3V249H7V248H10ZM45 247V246H44ZM180 247H182V248H180ZM67 248H71V247H67ZM66 248V249H67ZM97 248H95L96 250H97ZM123 248V249H122ZM178 248V247H177ZM65 249V250H66ZM72 249V248H71ZM83 249V248H82ZM95 249H94V251H95ZM101 249V248H100ZM199 249H204L205 251L204 252H202V251H200ZM216 249V248H215ZM252 249V248H251ZM257 249V248H256ZM256 249H255V251H256ZM188 250H190V251H192L193 253H194V256L193 255H190L189 253H186L185 255H183V254H181V252L183 253V252H187ZM221 250V251H222ZM250 250V249H249ZM254 250V249H253ZM28 251V250H27ZM41 251H46V249L44 250V248H43V250H41ZM99 251H103V250H99ZM210 251H212V250H210ZM220 251V252H221ZM222 251V252H223ZM239 251V250H238ZM258 251V250H257ZM47 252V251H46ZM50 252V251H49ZM54 252V251H53ZM66 252V251H65ZM64 252V253H65ZM93 252V251H92ZM96 252V251H95ZM191 252V253H192ZM225 252V251H224ZM244 252H246L247 253V250L246 251H244ZM253 252V251H252ZM52 253V252H51ZM55 253H56V251H55ZM88 253H90V251H88ZM192 253V254H193ZM228 253V252H227ZM233 254H235L234 252H232ZM240 253V252H239ZM53 254V253H52ZM96 253H94V255H95ZM100 254V253H99ZM107 254V253H106ZM247 254H249V253H247ZM56 255H59L58 253L56 254ZM101 255H103V254H101ZM168 255H170V254H168ZM243 255V254H242ZM251 255V254H250ZM255 255V254H254ZM253 255V256H254ZM10 257V258H8V257ZM74 256H76V255H74ZM86 256V255H85ZM104 256V255H103ZM106 256V255H105ZM255 256H257V255H255ZM261 256V255H260ZM7 257V258H6ZM45 256H41V257H39V258H44ZM58 257H61L62 258V256H58ZM77 258H80L79 257V254L76 256ZM145 257H148V258H145ZM173 257H174V255H173ZM235 257V256H234ZM238 257V256H237ZM213 258V257H212ZM224 258H225V256H224ZM223 258V259H224ZM70 259V258H69ZM178 259V258H177ZM209 259V258H208ZM226 259H228V258H226ZM16 260V259H15ZM207 260V259H206ZM206 260H204V261H206ZM231 260H232V258H231ZM237 260V259H236ZM260 260V259H259ZM264 260V259H263ZM38 261V260H37ZM40 261V260H39ZM45 261V260H44ZM69 261V260H68ZM86 261V263L89 261V263H91V261L90 260H84V259H79V262H82L83 264H84V262ZM99 261H101V260H99ZM261 261V260H260ZM41 262V261H40ZM45 262H47V260L45 261ZM52 262V261H51ZM48 263V264H58L57 262L56 263ZM104 262H105V260H104ZM160 262H162V263H160ZM251 262V261H250ZM29 263V262H28ZM72 263V262H71ZM85 263V264H86ZM96 263V262H95ZM101 263V262H100ZM103 263V262H102ZM206 263V262H205ZM224 263H226V261H224ZM223 263V264H224ZM261 263V262H260ZM41 264H43V263H41ZM47 264V263H46ZM117 264V263H116ZM143 264V263H142ZM209 264H211L210 262H209ZM243 264V263H242ZM244 264H246V263H244ZM258 264V263H257Z\"/></svg>", "mask_w": 264, "mask_h": 264}]
</instances>
